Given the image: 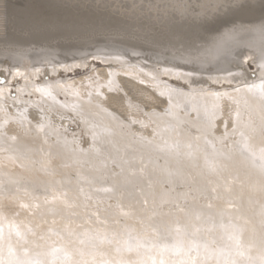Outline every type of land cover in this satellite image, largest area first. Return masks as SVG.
Instances as JSON below:
<instances>
[{
	"label": "rangeland",
	"instance_id": "obj_1",
	"mask_svg": "<svg viewBox=\"0 0 264 264\" xmlns=\"http://www.w3.org/2000/svg\"><path fill=\"white\" fill-rule=\"evenodd\" d=\"M74 1V0H71ZM86 1H92L95 5L97 6H101V5H105V4H111L112 8H115V10H117L120 13H125L129 14V13H133L138 15L139 12L141 11V13L143 12H147V9H151L154 8L155 6H158L157 9L158 10H162L164 9L165 5H168L167 7H170V5H174V4H185V5H191L194 6L195 8L197 7V5H202L205 2H207V0H135L133 2V0H86ZM110 1V2H109ZM123 1L125 3H123ZM138 1H140L138 3ZM183 1V2H182ZM21 2H23L22 0H18L19 5H21ZM138 4H137V3ZM149 2V3H148ZM155 4H153V3ZM166 2V3H165ZM117 3V4H116ZM152 3V4H151ZM116 4V5H115ZM138 7H136V5ZM145 4H147L145 6ZM152 6H150V5ZM163 4V5H162ZM133 5V8H131ZM154 5V6H153ZM114 6V7H113ZM120 6V7H119ZM147 7V8H145ZM160 7V8H159ZM119 10H118V9ZM131 8V9H130ZM135 8V9H134ZM172 8V6H171ZM198 8V7H197ZM137 9V10H136ZM121 10V11H120ZM131 10V11H130ZM139 11V12H138ZM149 11V10H148ZM149 14L153 15V12H151V10L149 11ZM132 17V16H131ZM222 25H216V28L214 30H211L210 33H215L218 36H221V33L225 32L223 30V26L226 25L227 29L228 27H232L233 25L236 26V28H239V31H241V33H238L239 31H236L234 34V36L238 37V35L241 36V34L244 33V35H248V30L244 29L245 25L247 27V25H251L254 24V19H250V20H240V19H232L229 16H225L222 18ZM245 24V25H244ZM210 25V23H209ZM238 25V26H237ZM249 25V26H250ZM240 26V27H239ZM241 26H243L241 28ZM247 32H244V31ZM252 29L250 30V32L252 33ZM245 36V40L244 42L243 39L242 41H239V48H243V46H245L244 52L239 54L238 57L240 59V61H246L247 58H244L245 53H252V57L254 62H250L249 63V69L247 70V72L250 74V72L254 75H251L252 78H254L256 75H258L257 73L260 72V68L256 67V60L258 59L257 57L259 56V53L257 50L259 49H255L253 47H255V41H253L251 39V37ZM248 37V38H247ZM250 39V40H249ZM247 40V41H246ZM247 43V44H246ZM32 46H31V45ZM254 44V45H253ZM24 46L22 47H16L17 50H14L12 47H8V48H4V50H11V51H21L22 48V52H27V51H31L33 53H29L28 57L27 55H22V54H16L15 56L12 55L10 58H1L0 56V86L4 85L5 83H8L10 85L9 88V92H7L6 95H2L0 96V100L3 102V104H0V110L2 111V113L5 115L2 117V120H7L8 123L5 126V128L3 130L2 133H4L3 135L0 136V150H2L0 152L1 153H10L11 156H14V159H18L16 160L17 162H19L18 165V169L20 168V170H22L23 172V176L20 177H14L9 179L8 176L5 173L1 174L2 176H5L4 179V183H2V186L4 189H0L1 192L0 193H4V195H8V191H9V195H15V196H19V197H23L26 198L27 200L30 201V203L33 204H39L38 201H43L45 198V193L46 190L50 193H52L54 191V193L56 192L57 195L62 193H66L67 194V198L73 205L72 208H65L61 203L60 206L62 209H60V211L62 212H56L54 214V218L56 219L55 222H53V218L52 216L49 217H44L42 215H37V219H35L34 221L36 223L39 224V228L43 229L40 233H41V240H44L45 242H48L51 238V240H57L58 242H61L60 244L54 246L57 248V250H59V252H62L61 255H57V256H51L52 258L48 257V264H71V261H76L75 258L71 257V261L69 260V257L65 255L66 252L65 248H63V244L64 241H66L67 239H69V236L63 232L64 231V227H62L61 224H56L59 223L60 221L64 223L67 222L69 225H74L76 227H78L81 230H90V234H93V232H100L101 233H106L109 236H111L113 233L116 234V237H118L117 239L119 240H125L128 239V234L125 231L126 227L132 228L134 229V231L131 232V236L133 238V240L135 241V239H140L142 242L149 244V248H151L149 252L150 256H157L159 258H161L162 260H165V262L170 263V264H180L179 261V257L180 258H184L183 262H185V264H188L187 262H189V258H195L197 261V264H200L198 262H201L203 259V255H204V245L208 246L209 250H215V253L218 252V255H214L213 257H211L206 264H215V261L218 260H223V261H231L232 259L237 261V264H259V261H255L254 258H252V256L248 255L247 252L243 249V246L240 248V251H242L244 253L243 256H239L237 255V251L235 249V247L232 245V243L230 241H225L226 238L228 237L227 234L225 233V231H223L224 226L223 224H225L226 222L228 223V219L226 217H221V215H219V211L216 209V204L219 203L221 208H230L226 202V199L224 198V193L222 194V191L219 187H217V181H216V177L213 174H210L208 172V169L205 166V163L203 164L202 160L197 159L201 154H203L206 147L209 148L208 151H206L205 153L208 152L209 154V158H211L212 154H213V149L211 148L210 145L205 143V139L204 137L206 136L208 141H211L212 144H214L216 146V150H221L223 148V145L220 142V138H224V145H226L228 147V149H231V156H232V161L235 163L231 166H234L232 168L229 167L230 172L234 175L235 173V168H239L242 169L244 167L243 162L238 160L235 161V159L237 158V156L240 155L239 151L237 150L236 146V142L239 141L241 138L239 136V134L236 135H231V126L228 129V134L225 138V131H224V125L223 123H221L220 119H217L214 121L215 123V127L211 129V131L208 130V125L206 126V124L203 126L202 125V121H206V119H204V117H202L201 115H204L205 111H203L202 109L198 108V105H194V107L190 108V107H184L181 106L182 103H187L190 104V101L186 100V98L183 97H173V102H168V98H167V91L164 89H158V84L160 82L163 83H170L171 85H175L179 88H182L181 90H183V92H191L193 91V89H197V88H208L211 86V88H217V89H231L233 87H235L236 83H231L228 81H217L216 84H199L198 86L192 83H188V81H184L183 79H180L179 75H172L173 72L176 71V69H184L187 70L188 72H192V73H201V74H209L211 76L210 73H212L213 70H215L216 68L212 65L209 67H202V66H197V65H188V64H183L184 67H177L176 64H171L167 61H162L159 59V56L155 54L151 55L150 53H146L147 55H145V53H135V52H129L124 50L123 48L126 47V49L132 48L130 47V45H126L125 43L119 42L115 39H105V38H95L91 41H89L88 43H83V44H71V45H55V44H49L47 47L48 49L45 50L46 47H44V44L38 43V42H25L23 44ZM111 45V46H110ZM116 45V46H115ZM233 45V44H231ZM30 46V48H29ZM35 46V47H34ZM36 46H39V48H37ZM112 46H114L115 48H113ZM122 46V49H119V47ZM28 49H24V48ZM44 50H43V49ZM51 48V49H50ZM118 48V49H116ZM142 48V47H141ZM233 48V47H232ZM246 48V49H245ZM249 48V51H247V49ZM42 49V50H41ZM124 50V52H123ZM254 50V51H253ZM82 51V52H81ZM141 51H146L144 48L141 49ZM246 51V52H245ZM60 52V53H59ZM124 54L125 56L122 58L121 55H119V53ZM152 52V51H151ZM256 52V53H255ZM131 54V55H130ZM132 56V57H130ZM104 57V58H103ZM134 57V58H133ZM121 58V59H120ZM128 58V59H127ZM160 61H159V60ZM31 60V61H30ZM37 60V61H36ZM147 60V61H146ZM152 60V61H151ZM16 61V62H15ZM73 61V62H71ZM119 61V62H118ZM237 61L233 63V67H237L236 65H239ZM65 62V63H64ZM74 62H76L78 65L74 68L72 67V69H69L68 72H64L62 71L60 73L59 76H57L56 74H54V76H44L41 75L40 78L38 77H33L32 80H30L29 78H24L23 77H18L16 79H11V82L9 79H7V74H15L16 72V67H25L28 72L31 73L32 68L34 67H58L63 65H68V66H74ZM86 62H91L90 64H87ZM24 65H23V64ZM27 63V64H26ZM69 63V64H68ZM81 63V64H80ZM86 63V64H85ZM151 63V64H150ZM169 63V64H168ZM32 64V65H31ZM54 64V66H53ZM156 64V65H155ZM52 65V66H51ZM56 65V66H55ZM148 65V66H147ZM152 65V66H151ZM169 65V66H168ZM171 65V66H170ZM176 65V66H175ZM179 65V64H178ZM181 65V64H180ZM232 65V64H231ZM230 65V66H231ZM165 66V67H164ZM173 66V68H172ZM42 67V68H43ZM143 67V68H142ZM154 67V68H152ZM177 67V68H176ZM232 67V66H231ZM9 68V70H8ZM100 68H107V69H114L117 71V73L113 72V73H108L107 77L102 78L101 76L103 75H98V73H96L97 69ZM175 68V69H174ZM201 68V69H200ZM206 68V69H205ZM6 69V70H5ZM118 69V70H117ZM149 69V70H148ZM163 69V70H162ZM199 69V70H198ZM95 70V71H94ZM129 70V71H128ZM134 70V71H133ZM142 70V71H141ZM152 70V71H150ZM167 70V71H166ZM205 70V71H202ZM264 70V68L262 69ZM6 71V72H5ZM125 71V72H123ZM150 71V72H149ZM201 71V72H199ZM210 71V72H208ZM5 72V73H4ZM121 74H120V73ZM127 72V73H126ZM155 72V73H154ZM157 72V73H156ZM161 72V74H160ZM178 72V70L176 71ZM207 72V73H206ZM93 73V74H92ZM97 75H95V74ZM119 73V74H118ZM142 73V74H141ZM206 73V74H205ZM114 74V75H112ZM124 74V75H123ZM127 74H130L129 76ZM138 74V76L136 75ZM140 74V75H139ZM5 75V76H4ZM93 76L92 78H94L95 80V84L90 85L88 82L84 83V85H80V87H84L83 91L81 93L84 94H79L78 92H74V93H70L64 90H60V89H56V97H48L49 95H41V93H39L38 91H33V89H31L32 87L30 86L33 83H40L41 85H55L56 84V79L58 77H61L62 79H70V80H74L76 78L79 77H83V76H88L89 79H91L90 77ZM95 75V76H94ZM110 75V76H109ZM118 75H121V77L119 78ZM161 75V76H160ZM57 76V77H56ZM113 76V78H112ZM117 76V77H116ZM135 76V78H134ZM142 76V77H140ZM157 78H156V77ZM171 76V77H170ZM6 77V78H5ZM54 77V78H51ZM97 77V78H96ZM99 77V78H98ZM110 77V78H109ZM132 77V78H131ZM151 77V79H150ZM153 77V78H152ZM175 77V78H174ZM258 77V76H257ZM260 77V75H259ZM51 78V80H50ZM106 79L108 78L106 81H104L103 83H101L100 81L102 79ZM119 78V80L117 79ZM139 81H138V79ZM144 78H146V80L144 81ZM149 78V79H148ZM23 79V80H22ZM27 79V80H26ZM49 79V80H48ZM54 79V82H53ZM135 79V80H134ZM153 79V80H152ZM175 79V80H174ZM200 79V80H199ZM127 80V81H125ZM137 80V81H136ZM149 80V81H148ZM155 80V81H154ZM159 80V82H158ZM161 80V81H160ZM29 81V82H28ZM37 81V82H36ZM44 81V82H43ZM46 81V82H45ZM48 81V82H47ZM51 81V82H50ZM98 81V82H97ZM140 81H144V82H140ZM147 81V82H146ZM199 82H208L210 81V79H206V78H198ZM110 82V84H109ZM120 82V83H119ZM25 85H22L24 84ZM29 83V84H28ZM47 83V84H44ZM54 83V84H53ZM149 83V85L147 84ZM152 83V85H151ZM104 84V85H103ZM109 84V85H108ZM145 84V85H144ZM187 84V85H186ZM100 85V86H99ZM114 85V86H113ZM119 87H118V86ZM86 86V89H85ZM89 86V87H88ZM102 86V88H101ZM106 86V87H105ZM126 86V87H125ZM148 86V87H147ZM108 87V89H107ZM115 87V89H114ZM150 87V88H149ZM153 87V89H152ZM19 88H23L25 89V91L23 93H21L19 95L18 89ZM89 88V90H88ZM92 88V89H91ZM100 88V89H99ZM110 88V89H109ZM103 89V90H102ZM119 89V90H118ZM156 89V91H155ZM29 90V91H28ZM59 90V92H58ZM125 90V91H124ZM154 91V92H151ZM159 90V91H157ZM162 90V91H161ZM190 90V91H189ZM28 91V92H27ZM32 91V92H31ZM99 91V95L101 92V95L99 96L97 94V92ZM111 91V92H109ZM113 91V92H112ZM89 94H88V93ZM105 92V93H104ZM122 92V93H121ZM167 92V93H166ZM30 93V94H29ZM61 93V94H60ZM87 93V94H86ZM93 93V94H92ZM104 93V94H103ZM148 93V94H147ZM161 93H164L165 95H161ZM33 94V95H32ZM66 94V95H65ZM73 94V95H72ZM86 94V95H85ZM92 94V95H91ZM105 94L108 96H111L112 98H114V100H108L107 96L105 97ZM147 94V96L145 95ZM157 94V95H156ZM12 95V96H11ZM61 95V96H60ZM96 95V96H94ZM98 95V97H97ZM160 95V96H158ZM22 96V97H21ZM42 96V97H41ZM60 96V97H59ZM68 96V97H67ZM70 96V97H69ZM91 96V97H90ZM102 96V98H101ZM146 96V97H145ZM150 96H152L151 99ZM66 99H65V98ZM72 97V98H71ZM94 97V98H93ZM100 97V98H99ZM104 97V99H103ZM149 97V98H148ZM162 97V98H161ZM164 97V98H163ZM19 98V99H18ZM27 100V101H24ZM45 98V99H44ZM89 98V99H88ZM121 100H120V99ZM149 100H148V99ZM4 99V100H3ZM18 101H16V100ZM41 99V100H40ZM65 99V100H64ZM71 99V100H69ZM87 99V100H86ZM91 99V100H90ZM107 99V100H105ZM179 99V100H178ZM29 100V101H28ZM32 100V101H30ZM40 100V101H38ZM43 100V101H42ZM58 100V101H57ZM60 100V101H59ZM62 100V101H61ZM94 100V101H92ZM102 100V101H99ZM176 100V101H175ZM11 103H10V102ZM42 101V102H41ZM51 101V102H50ZM67 101V102H66ZM73 101V102H70ZM100 103H98V102ZM155 101V102H154ZM180 102L179 104H177L176 102ZM6 102V103H5ZM14 104H13V103ZM26 102V103H25ZM62 102V103H61ZM163 102V103H161ZM28 103V104H27ZM49 103V104H48ZM53 103V104H52ZM95 103V104H94ZM9 104V105H8ZM32 104V105H30ZM35 104V105H34ZM41 104V105H40ZM61 104V105H59ZM74 106H73V105ZM174 104V105H172ZM198 104V103H197ZM70 105V106H69ZM138 107L136 109V106ZM171 105V107H170ZM228 104H226L227 106ZM6 106H8L9 108H6ZM31 106V108H30ZM49 106L51 108H49ZM61 106V107H60ZM97 106V107H96ZM104 110H102V109ZM107 106V107H106ZM109 106V107H108ZM117 108H116V107ZM146 106V107H145ZM160 106V107H159ZM229 106V107H228ZM225 108V112L224 114H226L227 116L223 115V119H228V113L231 112L233 114V109H232V105H228ZM13 107V108H12ZM37 107V108H35ZM40 107V108H39ZM96 107V108H95ZM154 109H153V108ZM165 109H169L168 113H165V109L163 110L162 108ZM171 109H170V108ZM176 107V108H175ZM181 107V108H180ZM3 108V109H2ZM15 108V110H14ZM28 108V109H27ZM43 108V110H42ZM55 108V109H54ZM71 108V109H70ZM84 108V109H83ZM136 109V110H133ZM161 108V110L159 109ZM175 108V109H174ZM230 108V109H229ZM51 109V110H50ZM68 109V111H67ZM88 109V110H87ZM90 109V110H89ZM180 109V110H179ZM192 109V111H191ZM232 109V110H231ZM8 113H6L5 111ZM64 110V111H63ZM73 110V111H72ZM96 110V111H95ZM106 110V112H105ZM109 110H113L112 112ZM132 110V111H131ZM142 113H141V111ZM153 110V111H152ZM179 110V112H178ZM228 110V111H227ZM18 111V112H16ZM34 111V114L31 116L32 112ZM51 111V112H50ZM53 111V112H52ZM59 111V112H58ZM61 111V112H60ZM93 111V112H92ZM99 111V113H98ZM109 111V113H108ZM153 114H152V112ZM159 113H157V112ZM181 111V113H180ZM185 111V112H184ZM197 111V112H195ZM28 112V113H27ZM46 112V113H44ZM64 112V113H62ZM74 112V115H73ZM79 112V114L77 113ZM114 112V113H113ZM124 112V113H123ZM128 112V114H127ZM133 112V113H132ZM138 112V114H137ZM183 112V113H182ZM192 112V113H190ZM1 113V114H2ZM40 113V114H39ZM84 113V114H83ZM94 113V114H93ZM141 113V115L139 114ZM166 114V117L164 114ZM172 113V115H171ZM174 113V114H173ZM196 113H201L199 116H196ZM15 114V115H14ZM20 114V115H19ZM26 114V116H25ZM51 114V115H50ZM58 114V115H56ZM82 114V116H81ZM99 114V116H98ZM103 114V115H102ZM110 114V115H109ZM113 114V115H111ZM145 114V115H144ZM148 114V115H147ZM168 114V115H167ZM186 114V115H185ZM12 115V116H11ZM18 115V116H17ZM50 115V116H49ZM62 115V116H61ZM64 115V116H63ZM78 115V116H77ZM89 115V116H88ZM97 115V116H96ZM101 115V116H100ZM105 115V116H104ZM134 117H132V116ZM140 115V116H139ZM142 115H144L142 117ZM160 115V116H159ZM175 115V116H174ZM17 116V117H16ZM48 116V117H47ZM56 116V117H55ZM67 116V117H66ZM76 116V117H75ZM113 116V117H112ZM130 116V117H129ZM140 118H139V117ZM171 116V117H170ZM190 116H193V118H190ZM16 117V119L14 118ZM64 117V118H63ZM78 117V119H77ZM85 117V118H84ZM88 119H87V118ZM101 117V118H100ZM150 117V118H149ZM175 117V118H174ZM197 117V118H196ZM1 118V117H0ZM18 118V119H17ZM27 118V119H26ZM35 118V119H34ZM61 118V119H60ZM73 118V119H71ZM81 118V119H80ZM96 118V119H95ZM117 118V120H116ZM132 118V119H130ZM143 118V119H141ZM195 118V119H194ZM47 119V120H45ZM108 119V120H107ZM114 119V120H113ZM130 119V121L128 120ZM145 119V120H144ZM148 119V120H147ZM153 121H151V120ZM173 119V120H172ZM182 119V120H181ZM199 119V120H198ZM202 119V120H201ZM0 120V121H2ZM17 122H16V121ZM21 120V121H20ZM62 120V121H61ZM70 120V121H69ZM81 120V121H80ZM94 120V121H92ZM96 120V121H95ZM116 120V121H115ZM119 120V121H118ZM160 120V121H159ZM162 120V121H161ZM20 121V122H19ZM32 121V122H31ZM45 121H47L48 124H50V129L49 127L45 128L46 130H44L43 132H40V139L42 140V145H37L35 147H32L30 149V147L28 148L29 150H26V147H21L19 149V151L16 149H13L11 146L12 144L14 145L16 143V140L13 141L9 138L12 136H16V134L21 132H25V130H28L29 128H33L34 125L40 124V123H44ZM57 121L59 123V125L57 124ZM65 121V122H63ZM77 121V122H76ZM87 121V123H86ZM90 121V122H89ZM92 121V122H91ZM98 121V122H97ZM108 121V122H107ZM134 121V122H133ZM145 121V122H143ZM147 121L149 122L147 124ZM159 121V122H158ZM165 121V123H164ZM169 121V122H168ZM196 123H195V122ZM198 121H200L198 123ZM30 122V123H29ZM51 122V123H50ZM74 122V123H73ZM120 124H118V123ZM126 122V123H125ZM131 122V123H130ZM137 122V123H135ZM13 124L16 127V130H10L9 129V125ZM17 123V124H16ZM105 123V124H104ZM139 123V124H138ZM162 123V125L160 124ZM172 123V124H171ZM179 125H177V124ZM184 123H186V125H183ZM206 123L208 124V120L206 121ZM57 124V125H55ZM78 124V125H77ZM92 126H91V125ZM145 124V125H144ZM165 124V127H164ZM22 125V127H20ZM64 125V126H63ZM80 125V126H79ZM97 127H96V126ZM107 125V126H106ZM117 125V126H116ZM141 125V127H140ZM198 125V126H197ZM8 126V127H7ZM53 128H52V127ZM61 129H59L60 127ZM89 126V128H88ZM94 126V127H93ZM102 126V127H101ZM119 126V127H118ZM130 126V127H129ZM143 126V127H142ZM174 127L176 129L175 132H162L161 130L164 129H168L169 127ZM182 126V128H181ZM185 126V127H184ZM190 126V127H189ZM191 126L193 128H191ZM29 127V128H28ZM58 127V128H57ZM85 127V128H84ZM150 127V128H149ZM189 129H188V128ZM25 130H22V129ZM69 128V129H68ZM95 128V130L93 129ZM98 130H97V129ZM111 128V129H110ZM119 128V129H118ZM134 128V129H133ZM140 128V129H139ZM144 128V129H143ZM146 128V130H145ZM158 128V129H157ZM160 128V130H159ZM162 128V129H161ZM185 128V129H184ZM222 128V129H221ZM257 129V133L252 134L251 139H253L255 136H257L260 140L264 137L259 136L258 134V129L257 127H255ZM20 129V130H17ZM59 129V130H58ZM65 129V130H64ZM67 129V130H66ZM79 129V130H78ZM90 129V130H89ZM92 129V130H91ZM113 129V130H112ZM143 129V130H142ZM149 129V130H147ZM153 129V130H152ZM183 129V130H182ZM196 129H200L201 132L204 133L203 136L200 137V141H196V143L199 144V149L198 151H196L194 153V156L192 158H185V156L181 155V156H176L174 153L172 152H165V151H160L159 149H157V146H161L163 145L165 142H168L167 144H173L176 141H179L181 145L185 144L186 142H190V137L192 136H199L200 132H196ZM81 130V131H80ZM85 130V131H84ZM101 130V131H100ZM122 130V131H121ZM134 130V131H133ZM141 130V131H140ZM145 130V131H144ZM182 130V131H181ZM185 130V131H184ZM7 131V132H5ZM18 131V132H16ZM50 131V132H49ZM89 131V132H88ZM96 131V132H95ZM100 133H99V132ZM104 131V132H103ZM159 131V132H157ZM13 132V133H12ZM29 132V131H27ZM64 132V133H63ZM76 132V133H75ZM102 132V133H101ZM123 134H122V133ZM126 132V133H125ZM162 132V134H160ZM11 133V134H10ZM33 135H37L36 132L32 131ZM83 133V134H82ZM92 133V134H91ZM95 133V134H94ZM130 133V134H129ZM156 133V134H155ZM159 133V134H158ZM194 135H193V134ZM7 134V135H6ZM13 134V135H12ZM68 134V135H67ZM81 136L79 137L78 135ZM99 134V135H98ZM125 134V135H124ZM151 134V135H150ZM182 134V135H181ZM209 134V135H208ZM9 135V136H8ZM73 135V136H72ZM95 135V136H94ZM127 135V136H126ZM135 135V136H134ZM138 135V136H137ZM148 135H149V139H148ZM155 135V136H154ZM163 135V136H162ZM179 135V136H178ZM94 136V137H93ZM100 136V137H99ZM124 136V137H123ZM131 136V137H130ZM140 136V137H139ZM147 136V138H146ZM158 136V137H156ZM173 136V137H172ZM182 136V138H180ZM184 136V137H183ZM4 137V138H3ZM66 137V138H65ZM86 137V138H84ZM93 137V138H92ZM142 137V138H141ZM151 137V138H150ZM169 137V138H168ZM212 137V138H211ZM256 137V138H257ZM261 137V138H260ZM2 138V139H1ZM6 138V139H5ZM9 138V139H8ZM53 138V139H52ZM68 138V139H67ZM71 138V140L69 139ZM88 138V140H87ZM125 138V139H124ZM133 140H132V139ZM157 138V139H156ZM160 138V139H159ZM165 138V139H164ZM177 138V139H175ZM214 138V139H213ZM62 139V140H61ZM72 139H74V141H72ZM90 139V140H89ZM123 139V141H122ZM129 139V140H128ZM154 139V140H153ZM163 139V140H162ZM184 139V140H183ZM189 139V140H188ZM213 139V140H212ZM10 140V141H9ZM70 140V141H69ZM93 140V141H92ZM101 140V141H100ZM127 144L126 143V141ZM139 140V141H138ZM143 141L140 146L139 143ZM146 140V141H145ZM151 140V141H150ZM171 140V141H170ZM186 140V142H185ZM235 140V141H234ZM58 141V143H57ZM60 141V142H59ZM72 141V142H71ZM78 141V142H77ZM125 141V142H124ZM136 141V143H135ZM184 143H183V142ZM6 142V143H5ZM71 142V143H69ZM75 142V143H73ZM92 142V143H91ZM134 142V143H133ZM139 142V143H138ZM146 142V143H145ZM161 142V143H160ZM182 142V143H181ZM226 142V143H225ZM73 143V144H72ZM78 143V144H77ZM91 143V144H90ZM97 143V144H96ZM101 143V144H100ZM131 143V144H130ZM11 145L10 148L7 145ZM63 144V145H62ZM66 144V145H65ZM100 144V145H99ZM127 144V146H126ZM134 144V145H133ZM152 144V145H151ZM169 144V145H170ZM230 144V145H229ZM61 145V146H60ZM97 145V146H96ZM98 145L100 146L98 148ZM136 145V146H135ZM138 145V146H137ZM154 145V146H153ZM3 146V148L1 147ZM62 148L64 146V148H62L63 153L59 154L58 149L59 147ZM69 146V147H68ZM74 146V147H73ZM114 146V148H113ZM121 146V147H120ZM201 146V147H200ZM56 147V148H55ZM68 147V148H67ZM81 147V148H80ZM123 147H127V148H123ZM137 147V148H136ZM140 147V149H139ZM144 147V148H143ZM220 147V148H219ZM7 148V151H6ZM24 148V149H23ZM46 150H45V149ZM69 148H71L69 150ZM75 148V149H73ZM77 148V150H76ZM86 148V149H85ZM94 148V149H93ZM130 148V151H129ZM133 148V149H132ZM135 148V149H134ZM144 150H143V149ZM146 148V149H145ZM150 148V149H149ZM9 149V150H8ZM81 149V150H80ZM96 149V151H95ZM122 149H127V150H122ZM139 149V150H138ZM142 149V150H141ZM153 149V150H152ZM201 149V150H200ZM236 149V150H235ZM36 150V152H35ZM42 150V152H41ZM45 150V151H44ZM65 150V151H64ZM84 150V151H83ZM91 150V151H90ZM101 150H105L104 152ZM114 150V151H113ZM132 150V151H131ZM137 150V151H136ZM141 150V151H140ZM147 150V151H146ZM150 150V151H149ZM233 150V151H232ZM17 151V153H15ZM21 151V152H20ZM28 151V152H27ZM44 151V153H43ZM68 151V152H67ZM99 151V152H98ZM113 151V152H112ZM127 153V155L124 154ZM136 151V152H135ZM149 151V152H148ZM187 151L184 148H181V152H185ZM14 152V153H13ZM35 152V153H34ZM41 152V153H40ZM57 152V154H56ZM71 152H73L72 154H70ZM85 152V154L83 153ZM98 152V153H97ZM111 152V153H110ZM115 152V153H114ZM131 152L132 158L133 160L130 159L131 157ZM135 152V154H134ZM152 152V153H150ZM155 152V153H154ZM200 152V153H199ZM19 153V154H18ZM27 153V154H26ZM30 156H29V154ZM68 153V154H67ZM76 153V155H75ZM88 153V154H87ZM97 153V154H96ZM129 153V154H128ZM146 153V154H145ZM150 153V154H149ZM158 153V154H156ZM167 153V156H166ZM19 156H18V155ZM45 154V155H44ZM50 154V155H49ZM64 154V155H63ZM102 156H101V155ZM104 154V155H103ZM106 154V155H105ZM121 154V155H120ZM124 154V155H123ZM139 156H138V155ZM140 154L141 157L140 158ZM149 156H148V155ZM162 154V155H161ZM169 154V156H168ZM173 154V155H172ZM207 154V156H208ZM237 156H236V155ZM28 155V157H27ZM36 155V156H35ZM55 155V156H53ZM92 155V156H91ZM114 155V156H113ZM137 155V157L135 156ZM148 157H147V156ZM235 155V156H234ZM18 156V157H17ZM23 156V158H22ZM26 156V157H24ZM49 156V157H47ZM52 156V157H51ZM62 156V157H61ZM69 156V158H68ZM77 156V157H74ZM80 156L79 159H77ZM90 156V157H88ZM95 156L97 158H95ZM100 156V157H99ZM112 159H111V157ZM126 156V157H125ZM152 156V157H151ZM159 156V157H158ZM166 158H165V157ZM172 156V157H171ZM30 157V158H29ZM42 157V158H41ZM83 157V159H81ZM86 157V158H85ZM116 157V158H115ZM164 157V158H163ZM178 157V158H177ZM183 157V160H182ZM34 158V159H33ZM38 158V159H37ZM41 158V159H40ZM47 158V159H46ZM57 158V159H56ZM63 158L65 160H63ZM67 158V159H66ZM71 158V159H70ZM88 158V159H87ZM95 158V159H94ZM102 159L100 161V159ZM117 158L118 161H117ZM128 158V159H127ZM140 158V160H139ZM145 158V159H144ZM155 158V160H154ZM195 158V159H194ZM56 159V160H54ZM87 159V160H86ZM97 159V160H96ZM99 159V160H98ZM144 159V160H143ZM151 159V160H150ZM171 159V160H170ZM177 159V160H175ZM190 159V160H189ZM197 159V161H196ZM27 160V162H26ZM30 160V161H29ZM49 160V161H48ZM60 160V161H59ZM76 160V161H75ZM78 160V161H77ZM80 160V161H79ZM90 160V161H89ZM94 160V161H93ZM112 160V161H111ZM122 160V161H121ZM150 160V163H149ZM189 160V162H188ZM192 160V161H191ZM237 160V159H236ZM22 161V162H21ZM25 161V162H24ZM33 161V163H32ZM37 161V162H36ZM41 161V162H40ZM47 161V162H46ZM64 161V163H63ZM68 161V162H67ZM70 161V163H69ZM72 161V162H71ZM83 163H82V162ZM86 163H85V162ZM104 161V162H103ZM111 161V162H110ZM121 161V162H120ZM147 161V163H146ZM158 161V162H157ZM183 161V162H182ZM185 161V162H184ZM196 161V162H195ZM201 161V163L199 162ZM80 162V163H79ZM97 162V163H96ZM102 162V163H101ZM145 162V163H143ZM152 162V163H151ZM191 162V163H190ZM240 162V164H239ZM30 166H29V164ZM79 163V165H78ZM82 163V164H81ZM88 163V164H87ZM90 163V164H89ZM101 163V164H100ZM105 163V165L103 164ZM167 163V164H166ZM179 163H180V169H179ZM182 163V164H181ZM189 163V164H188ZM195 163V164H194ZM242 163V165H241ZM32 164V165H31ZM36 164V165H35ZM38 164V165H37ZM44 164V165H43ZM71 164V165H70ZM112 164V165H111ZM140 164H144L143 166ZM151 164L148 166L147 165ZM153 164V165H152ZM162 166H160V165ZM171 164V165H170ZM191 164V166H190ZM199 164V165H198ZM25 165V166H24ZM46 165V166H45ZM48 165V166H47ZM69 165V166H68ZM74 165V166H73ZM76 165V167H75ZM89 165V166H88ZM103 165V166H102ZM109 165V166H108ZM111 165V166H110ZM186 165V166H185ZM241 165V166H240ZM34 166V167H33ZM39 166V167H38ZM42 166V168H41ZM55 166V167H54ZM63 168H62V167ZM72 166V167H71ZM82 166V167H81ZM84 166V167H83ZM96 166V167H95ZM108 166V167H107ZM133 166V167H132ZM136 166V167H135ZM142 166V167H141ZM153 168H151V167ZM160 166V167H158ZM169 168H168V167ZM185 166V168H184ZM202 166V167H201ZM27 167V168H25ZM61 167V170H60ZM70 167L72 170H70ZM80 167V169H79ZM91 167V168H89ZM164 167V168H163ZM172 167V168H171ZM187 167V168H186ZM23 168V169H22ZM95 171H94V169ZM134 168V169H133ZM137 170H136V169ZM144 168V169H143ZM146 168V169H145ZM32 169V170H31ZM40 169V171H39ZM77 169V170H76ZM80 171H79V170ZM82 169V170H81ZM85 169V171H83ZM143 169V170H141ZM150 169V170H149ZM156 169V170H155ZM165 170L166 172L164 173L163 171ZM172 169V171H171ZM42 170V171H41ZM55 170V171H53ZM60 170V171H59ZM74 170H76V172H73ZM93 170V172H92ZM135 170V171H134ZM145 170V171H144ZM147 170V171H146ZM153 170V171H151ZM158 170V171H157ZM177 170V171H176ZM26 171V172H25ZM49 173H48V172ZM53 171V172H52ZM58 171V172H57ZM65 174H64V172ZM71 171V172H70ZM87 171V172H86ZM100 171V172H99ZM139 171V172H138ZM149 171H150V176H149ZM161 171V173H160ZM169 171V172H167ZM180 173H179V172ZM37 172V173H36ZM52 172V173H51ZM60 172V173H59ZM63 172V173H61ZM68 172V173H67ZM79 172V173H78ZM81 172V173H80ZM132 174H131V173ZM137 174H136V173ZM171 172V173H170ZM243 172L246 173V169L245 167L243 168ZM30 173V175H29ZM32 173H36V176H32ZM48 173V174H46ZM51 173V174H50ZM57 173V174H55ZM75 175H74V174ZM78 173V174H77ZM86 173V174H84ZM89 173V174H88ZM95 173V174H94ZM103 175H102V174ZM130 173V174H128ZM146 173V174H145ZM174 173V174H173ZM176 173V174H175ZM45 176H44V175ZM64 174V176H63ZM69 174V175H67ZM73 174V175H72ZM89 176H88V175ZM93 174V176H92ZM100 174V175H99ZM113 174V176L111 175ZM118 174V175H117ZM126 174V175H125ZM128 174V176H127ZM139 174V175H138ZM161 174V175H160ZM165 174H167L165 176ZM173 174V176H172ZM29 175V176H28ZM40 175V176H39ZM42 175V176H41ZM61 175V176H60ZM82 175V176H81ZM85 175V178H84ZM91 175V176H90ZM134 175V176H133ZM144 177H143V176ZM147 175V176H146ZM178 175V176H177ZM39 176V177H38ZM44 176V177H43ZM67 178H66V177ZM75 176V177H74ZM97 176V178H96ZM100 176V178H99ZM101 176L102 179H101ZM119 176V177H118ZM139 176V177H138ZM163 176V177H162ZM7 177V178H6ZM25 177V178H24ZM30 177V178H29ZM34 177V178H33ZM36 177V178H35ZM55 177V179H54ZM73 177V178H72ZM77 177V178H76ZM89 179H87V178ZM95 177V179H94ZM121 177V178H120ZM133 177V178H132ZM136 177V179H135ZM158 177V178H157ZM161 177V178H160ZM24 178V179H23ZM38 178L40 179L38 181ZM41 178L43 180H41ZM66 178V179H65ZM82 178V179H81ZM84 178V179H83ZM144 178V179H143ZM147 178V179H146ZM151 178V179H150ZM7 179V180H6ZM14 179V180H13ZM28 179V180H26ZM48 179V180H47ZM58 179V180H57ZM87 179V180H85ZM93 179V180H92ZM138 179L140 180V182L138 181ZM142 179V180H141ZM155 179V180H153ZM159 179L161 181H159ZM191 179V180H190ZM21 180H23V182H20ZM36 180V181H35ZM56 180V181H55ZM61 180V181H60ZM91 180V182H90ZM118 180V181H117ZM146 180V181H145ZM149 182H148V181ZM151 180V181H150ZM173 180V181H172ZM9 181V182H8ZM16 181V182H15ZM35 181V182H34ZM53 181V182H52ZM95 181V182H94ZM137 181V182H136ZM142 181V182H141ZM154 181V183L152 182ZM158 181V182H157ZM169 181V182H168ZM7 182V183H6ZM18 182V183H17ZM33 182V184H32ZM47 182V183H45ZM63 182V184L61 183ZM80 182V183H79ZM99 182V183H98ZM147 182V183H146ZM157 182V183H156ZM237 182V183H236ZM235 183H233L231 185V198L234 201V204L237 208H235L236 210H242L244 208L243 205H239L237 204V194L235 191V186H237L238 184H240L238 181H236ZM22 183V184H21ZM28 183V184H27ZM37 185H36V184ZM84 183V184H83ZM126 183V184H125ZM148 183H153V184H149ZM160 183V185H159ZM18 184V185H17ZM26 184V185H25ZM46 185L45 187L43 186ZM48 184V186H47ZM67 184V185H65ZM82 184V185H81ZM145 184V185H144ZM155 184V185H154ZM162 184V186H161ZM164 184V185H163ZM13 187H12V186ZM17 185V186H16ZM23 185V187H22ZM35 185V187L37 189H35L36 191H33L34 188H32ZM50 185V188H49ZM56 185V186H55ZM58 185V186H57ZM73 185V186H72ZM99 185V186H98ZM149 187H147V186ZM186 185V187L184 186ZM201 185V186H200ZM38 186V187H37ZM71 188H70V187ZM82 186V187H81ZM85 186V187H84ZM88 186V187H87ZM92 186V187H91ZM95 186V187H94ZM105 186V187H104ZM128 186V187H127ZM154 186V188L152 187ZM158 186V187H157ZM167 186V188H166ZM172 186V187H171ZM191 186V187H190ZM204 186V187H203ZM215 187L216 188V200L213 197L212 194H209V187ZM15 187V189H14ZM32 189H31V188ZM57 187V188H56ZM61 187V188H60ZM77 187V188H76ZM94 187V188H93ZM100 187V188H99ZM127 187V188H126ZM133 187V188H132ZM140 187V188H139ZM152 187V188H151ZM157 187V188H156ZM161 187V188H160ZM190 187V188H189ZM197 187V189H196ZM17 188V189H16ZM21 188L26 189V190H21ZM30 191H28V189ZM60 188V189H59ZM63 188V189H62ZM103 188V189H102ZM115 188V189H114ZM169 188V190H167ZM175 188V189H174ZM192 188V189H191ZM82 189V190H81ZM88 189V190H87ZM95 189V190H94ZM100 189V190H99ZM149 189V190H148ZM191 189V190H190ZM4 190V191H2ZM7 190V191H5ZM11 190H16V194L13 193L14 191ZM51 190V191H50ZM69 190L71 191L69 193ZM76 190V191H75ZM78 190V191H77ZM107 190V191H106ZM154 190V191H153ZM177 190V191H176ZM180 190V191H179ZM218 190V191H217ZM20 191V192H19ZM84 191V192H83ZM87 191V192H86ZM102 191V192H101ZM121 191V192H120ZM152 191V192H151ZM163 191V192H162ZM192 191V192H191ZM19 192V193H18ZM37 192V193H36ZM80 192V194H79ZM91 196H90V194ZM94 192V193H93ZM98 192V193H97ZM101 192V193H100ZM104 192V193H103ZM165 192V193H164ZM170 192V193H169ZM184 192V193H182ZM192 195H191V193ZM201 194H200V193ZM233 192H235L234 194H232ZM27 193V195H26ZM40 193V194H38ZM88 193V195H87ZM153 193V194H152ZM205 193V194H203ZM25 194V195H24ZM42 194V195H41ZM81 194L83 195V197L81 196ZM100 194V195H99ZM102 194V195H101ZM124 194V195H122ZM126 194V195H125ZM131 194V195H130ZM136 194V195H135ZM155 194H157L155 196ZM167 194V195H166ZM170 194V195H169ZM208 194V195H207ZM219 194V195H218ZM221 194V195H220ZM37 195H39L37 197ZM97 197L95 198L94 196ZM151 195V196H150ZM154 195V196H153ZM175 195V196H174ZM177 195V196H176ZM185 195V196H184ZM208 197H207V196ZM31 196V197H30ZM34 196V197H33ZM43 196V197H42ZM51 195L48 196V199H50ZM105 196V197H104ZM109 198H108V197ZM115 196V197H114ZM118 196V197H117ZM160 196V197H159ZM162 196V197H161ZM205 196V197H204ZM236 198H235V197ZM36 197V198H35ZM140 197V198H139ZM149 197V198H148ZM198 197H200L198 199ZM204 197V198H203ZM32 198V199H30ZM130 198V199H129ZM136 198V199H135ZM157 198V199H156ZM172 198V199H170ZM180 198V199H179ZM194 198V199H193ZM223 198V199H222ZM79 201H76V200ZM89 199V200H88ZM97 199V200H96ZM106 199V200H105ZM153 199V200H152ZM162 199V200H161ZM165 199V200H164ZM170 199V200H169ZM179 199V200H178ZM213 199V200H212ZM225 199V200H224ZM38 200V201H36ZM51 200V199H50ZM93 200V201H92ZM119 200V201H118ZM132 200V201H131ZM135 200V201H134ZM143 200H147L149 202V204L147 203V205H144L142 203ZM158 200V201H157ZM184 200V202H183ZM209 200V201H208ZM222 200V201H221ZM113 201V202H112ZM115 201V203H114ZM123 201V202H122ZM139 201L141 202V204L139 203ZM161 201V202H160ZM167 201V202H165ZM182 201V203H181ZM189 201V202H188ZM213 202V204L211 205V203ZM75 202V203H74ZM78 204H77V203ZM99 202V203H98ZM106 202V203H105ZM110 202V203H109ZM117 202V203H116ZM138 202V203H137ZM154 202V203H153ZM156 202V203H155ZM163 202V203H162ZM186 202V203H185ZM202 202V203H201ZM109 204V206L106 204ZM124 203V204H123ZM129 203H131L129 206ZM153 203V204H152ZM41 206L39 208H35L36 210L41 209L42 207L46 206L45 204H43L42 202H40ZM39 204V205H40ZM144 206H143V205ZM165 204V205H163ZM181 204V206H180ZM31 205V204H30ZM48 205H53V204H48ZM114 208H113V206ZM142 205V207H141ZM160 205V206H159ZM166 205L167 206L166 208ZM182 205H184L185 207H183ZM77 206V207H76ZM86 206V207H85ZM121 206V208H119ZM156 208H155V207ZM165 208H164V207ZM180 206V207H179ZM207 206V207H206ZM213 208H212V207ZM223 206V207H222ZM240 206V207H239ZM76 207V208H75ZM95 207V208H94ZM99 207V208H98ZM104 210H102L101 209ZM159 207V208H158ZM170 207V208H169ZM191 207V209H190ZM211 207V208H209ZM74 208V209H73ZM82 208V210H81ZM93 208V209H92ZM97 208V209H96ZM106 208V209H105ZM118 208V209H117ZM186 210H185V209ZM189 208V209H188ZM208 208V209H207ZM254 209L253 207H248L247 209H249L250 211H254L252 209ZM80 209V211L78 210ZM85 209V210H84ZM87 209V210H86ZM91 209V210H90ZM123 209V210H122ZM133 209V210H132ZM165 209V210H164ZM170 209V210H169ZM182 209V210H181ZM192 209L194 211H192ZM196 209V210H195ZM36 210H28V214L31 216H33V211ZM84 210V211H83ZM89 210V211H88ZM95 210V211H94ZM110 210V211H109ZM114 210V212H113ZM119 210V212H118ZM130 210V211H128ZM201 210V211H200ZM208 210V211H207ZM212 211V213L209 212ZM215 210V211H214ZM66 211V213H65ZM77 211V212H76ZM93 211V212H92ZM99 211V212H98ZM104 213H103V212ZM110 212L108 214V212ZM129 212L131 213V216L127 219H125L124 217L121 216V212ZM200 211V212H199ZM202 211L204 214H202ZM207 211V212H205ZM42 213L45 212V210H41ZM113 212V213H112ZM118 212V213H117ZM157 214H156V213ZM160 212V213H159ZM184 212V213H183ZM195 212V214H194ZM198 214H197V213ZM37 213V211H36ZM59 213V216H57ZM71 213V215H70ZM79 213V214H78ZM99 213V214H98ZM181 213V215H180ZM191 213V214H189ZM200 213V214H199ZM213 213L215 215H213ZM69 214V215H68ZM73 214V215H72ZM77 214V215H76ZM89 214V216H88ZM103 214V215H102ZM164 214H166L164 216ZM173 216H172V215ZM179 214V215H178ZM188 214V215H186ZM193 214V216H192ZM211 216H208V215ZM66 215V216H63ZM68 215V216H67ZM82 215V216H81ZM160 215V216H159ZM197 215L199 216V219H197ZM202 215V217H201ZM217 215V217H216ZM76 218H75V217ZM93 216V217H92ZM95 216H98V219L96 220ZM111 216V217H109ZM135 216H137L135 218ZM186 218H183V217ZM195 216V217H194ZM204 216V217H203ZM64 217V218H62ZM71 217V218H70ZM79 217V218H78ZM81 217V218H80ZM105 217V218H104ZM113 217V218H112ZM132 217V218H131ZM175 217V218H174ZM189 220H188V218ZM195 219H194V218ZM206 217V218H205ZM214 219L211 220L210 219ZM62 218V219H61ZM68 218V219H66ZM78 218V219H77ZM85 218V219H84ZM103 218V219H102ZM111 218V219H110ZM122 218V219H120ZM160 218V219H158ZM165 218H169V222L167 221L168 219ZM181 218V220H180ZM203 218V220H202ZM207 218H209V220L207 221ZM219 218V219H218ZM226 218V219H225ZM31 219H33L31 217ZM76 219V220H75ZM80 219V220H79ZM109 219V220H106ZM120 219V220H119ZM174 219V220H172ZM186 219V220H185ZM206 219V221H205ZM223 219V221L221 220ZM40 220V221H39ZM78 220V221H77ZM104 223H100V221H103ZM135 220V221H134ZM163 220V221H162ZM177 220V221H176ZM185 220V221H184ZM198 220V221H196ZM202 220V221H201ZM219 222H218V221ZM227 220V221H226ZM74 221V222H73ZM81 223H80V222ZM109 221V222H107ZM141 221L143 223H141ZM160 221V222H159ZM176 222L178 223L179 227H184V231L188 234L186 235H190L188 238L190 239L191 243L195 242L196 244L199 245L200 247V255H197L196 251H192L191 253H188L187 249L184 253H182L181 251H173L171 248L173 247V236L171 233V228H172V222ZM184 221V222H183ZM201 221V222H200ZM221 221V222H220ZM50 222V223H49ZM72 222V223H71ZM85 222V223H84ZM96 222V223H95ZM164 222V224H163ZM183 222V223H182ZM186 222V223H185ZM191 224H190V223ZM194 222V223H193ZM198 222V224H197ZM200 222V223H199ZM212 222V223H211ZM217 222V223H216ZM94 223V224H93ZM188 225L185 226V224ZM226 223V224H227ZM48 224V225H47ZM82 224V225H81ZM163 224V225H162ZM167 224V228L166 227ZM183 226H182V225ZM197 224V226H196ZM200 224V225H199ZM220 224V225H219ZM54 227H53V226ZM84 225V226H83ZM158 225V226H157ZM163 227H162V226ZM219 225V226H218ZM46 226V227H44ZM190 226H193L192 229L190 228ZM195 226V227H194ZM104 227V228H103ZM30 228H32V233L27 234L28 237L30 236H36V233L38 232L37 227L36 226H30ZM85 228V229H82ZM94 228V229H93ZM159 228V229H158ZM166 231H164L163 230ZM167 230H166V229ZM186 228V229H185ZM193 228H195V232L193 230ZM211 228V229H210ZM36 229V230H35ZM51 229L52 231H46ZM106 229V230H105ZM109 229V230H108ZM139 231H138V230ZM188 229V230H187ZM190 229V230H189ZM208 229V230H207ZM54 230V232H53ZM114 230V231H113ZM118 230V231H116ZM187 230V231H186ZM193 230V231H192ZM198 230V231H197ZM57 231L59 232V235H56L55 233H57ZM103 231V232H102ZM153 231V232H152ZM157 231V232H156ZM189 231V232H188ZM209 231V232H208ZM134 232V235H133ZM169 232V234H168ZM193 234V238L194 240H192V236L191 234ZM208 232V233H207ZM211 232V233H210ZM34 233V234H33ZM121 233V234H120ZM124 233V234H123ZM139 233V234H138ZM142 233V234H141ZM167 233V234H165ZM224 233V234H223ZM44 234V235H43ZM61 234H63L61 236ZM119 234V235H118ZM48 235V236H47ZM140 235V236H139ZM158 235V236H157ZM163 235L164 238H161ZM165 235L167 236V238L165 237ZM50 236V238H49ZM57 236V237H56ZM61 238H60V237ZM66 238H65V237ZM79 236V234H78ZM126 236V237H125ZM136 236V237H135ZM203 236V237H202ZM206 236V237H205ZM213 236V237H212ZM225 236V238H224ZM215 237V239H213ZM219 237V238H218ZM143 238V239H142ZM199 238V240H197ZM200 238H202L200 240ZM206 238V239H205ZM212 238V239H211ZM13 241L15 244L17 243V237L15 238V236H13ZM16 239V240H15ZM87 239V238H86ZM145 239V240H144ZM149 239V241H148ZM28 240V239H27ZM38 240V239H37ZM165 240V241H164ZM168 242H167V241ZM210 240V241H209ZM133 241V242H134ZM171 241V242H170ZM209 241V242H208ZM215 241V243H214ZM217 241V242H216ZM88 245H89V253H91L93 251L92 248H90V243L87 239ZM148 242V243H147ZM166 244H165V243ZM170 242V243H169ZM199 242V243H198ZM208 242V243H205ZM212 242V243H211ZM50 243V242H49ZM47 243V245L49 244ZM56 243V242H55ZM63 243V244H62ZM172 243V244H171ZM151 244H155L156 247H151ZM168 244V245H167ZM213 244V245H212ZM225 244V245H223ZM230 244V246H229ZM21 246H27V244H20ZM50 245V244H49ZM53 245V244H52ZM60 245V246H59ZM102 245L103 247L99 246L97 248V252L100 248L103 249H112L115 250V245ZM210 245V246H209ZM212 245V246H211ZM223 245V246H222ZM227 245V246H226ZM171 246V247H170ZM226 246V247H225ZM232 246V247H231ZM37 247V246H36ZM165 248V247H169V249L171 250H167V251H161V249ZM223 247V248H222ZM211 248V249H210ZM217 248V249H216ZM224 249H226L224 251ZM232 249H234L235 251H233ZM156 250L158 252H156ZM160 250V252H159ZM219 250V251H218ZM221 250L224 251L225 255L221 256L220 252ZM170 251V252H169ZM125 252V253H124ZM123 253H120L125 257H131L133 255V252H126L124 251ZM227 252V253H226ZM234 252V253H233ZM64 253V254H63ZM132 253V254H130ZM158 253V254H157ZM166 253V254H165ZM187 253V254H186ZM232 253V254H231ZM246 253V254H245ZM69 254V253H68ZM164 254V255H163ZM171 254V255H170ZM175 254V255H174ZM177 254V255H176ZM182 254V255H181ZM189 254V255H188ZM229 254V255H228ZM129 255V256H127ZM181 255V256H180ZM233 257H232V256ZM178 256V257H177ZM231 256V257H230ZM0 257L4 258V255H0ZM223 257V258H222ZM235 257V258H234ZM252 258L249 260V258ZM165 258V259H164ZM201 258V259H200ZM213 258H217V259H213ZM231 258V259H230ZM6 259V257H5ZM60 259V260H58ZM186 259V260H185ZM238 259V260H237ZM168 260V261H167ZM170 260V261H169ZM212 260V261H211ZM240 260V261H239ZM253 260V261H252ZM50 261V262H49ZM68 261V262H67ZM248 261V262H247ZM60 262V263H59ZM63 262V263H62ZM242 262V263H241ZM34 264H42L41 261L38 259Z\"/></svg>",
	"mask_w": 264,
	"mask_h": 264
},
{
	"label": "bare ground",
	"instance_id": "obj_2",
	"mask_svg": "<svg viewBox=\"0 0 264 264\" xmlns=\"http://www.w3.org/2000/svg\"><path fill=\"white\" fill-rule=\"evenodd\" d=\"M23 2H21V5L17 4L18 3V0H10V9L13 13V18L18 20L20 24H23L25 21H30V20H34L37 15L41 14L43 11H49L51 13H53V15L55 16V18L57 19V24L56 26L54 27H51V28H41V27H37V28H34L33 30L31 31H28L26 29H21L20 27H18L16 24H13L10 26V29L8 30V32H4L2 30V28H0V37H3V41L0 42V56L1 58H10L12 55H16V54H24V55H27L29 53H33L31 51H27V52H22V48H21V51H7V50H4V48H8V47H12L14 50H17L16 47H22L24 46L23 44L25 42H38V43H41V44H44V47L45 50L48 49V45L49 44H55V45H71V44H83V43H88L89 41L95 39V38H105V39H115L119 42H122V43H125L126 45H130V47L132 48H129V49H126L123 48L124 50L126 51H129V52H141V53H145V55H147L146 53H150L151 55L155 54L157 56H159V59L162 60V61H167L171 64H176V65H185V64H188V65H197L198 67L199 66H202V67H209V66H214L216 69L212 71L211 76L209 74H201V73H192V72H188L187 70H184V69H176V71L178 70V72H173L172 75L176 76V75H179L180 79H183L184 81H188V83H192V84H195V85H199V84H207L210 86V84H216L217 81H221V80H224V81H228V82H231V83H236L235 84V87L231 88V89H217V88H211L208 87V88H197V89H193V91L191 92H183V90H181L182 88H179L175 85H171L170 83H163V82H160L158 85V89H164V92L165 90L167 92H169V90H179L180 92H183V93H189L191 94V96L193 97V99L190 101V104H187V103H182L181 106H184V107H194V105H198V108L199 109H202L203 111H205L204 115H201L202 117H204V119H206V121L208 120L207 118L209 117V115L211 114L212 112V108H213V104H214V99L212 97L211 94L213 93H229L234 99L233 100H229L226 102V104H230L232 105V111H233V115L235 113V111L239 110L242 115H243V118L245 120V122L247 121H251L253 126L254 127H257L259 128L260 124H261V120L264 119V106H262V102H261V98L259 96V92L258 90L256 91V93H249L247 91L248 87L250 85H259L261 84L262 81H264V70H262L264 68V34L260 33L258 30H255L254 28V24H249L244 26L246 30L249 29L248 31V35H250L249 37H251V39L253 41H255V49H259L257 50L258 53H259V56L257 57L258 59L256 60V67L257 68H260V74L259 72L257 73L258 75H256L254 78L251 77V75H254L253 72L250 74L247 72V70L249 69V63L250 62H254L253 60V57H252V53H249V48L247 49V51H249L248 53H245V56L244 58H247L246 61H240L238 55L243 53L244 52V47L243 48H239L238 45H239V41L243 39L242 42H244V38L245 36H248V35H244L241 34L238 35V37H236L238 33H241V31H239V28L237 31H239L238 33L234 34L236 36H234L233 34L231 36H218L216 35L215 33H210L211 30H214L216 28V25H222V18L225 17V16H229L231 17L232 19H240V20H250V19H253V17L251 16H248V15H243V14H238V15H233V14H227V15H221L220 17L216 18V19H210V21L200 27H197L195 24H193V18L198 15V14H201L205 11L204 9V5L207 3L205 2L204 4L202 5H197V7L195 8L194 6H191V5H185V4H180V7L179 8H174L172 7L171 8V5L170 7H165L164 9L162 10H158L157 7L158 6H155L154 8H151V9H147V12H143L141 13V11L139 12L138 15L136 14H133V13H129V14H126L125 11L124 13H120L118 12L117 10H115V8H112L111 4H105V5H101V6H97L95 5L92 1H86V0H74V1H71L73 4L75 3H81L82 6L80 8H75V7H72V8H60V9H54V8H41V4H47L48 3V0H22ZM128 1V0H127ZM135 0H133L134 2ZM155 1V0H154ZM110 2V1H109ZM129 2V1H128ZM140 1H138L139 3ZM162 2V0H161ZM183 2V1H182ZM123 3H125L123 1ZM129 3H132V2H129ZM137 3V2H136ZM137 3V4H138ZM149 3V2H148ZM153 3V2H152ZM151 3V4H152ZM166 3V2H165ZM117 4V3H116ZM115 4V5H116ZM155 4V3H153ZM89 5H94L93 7H89ZM136 5V4H135ZM147 4H145L146 6ZM150 5V4H149ZM163 5V4H162ZM133 8V5H131ZM151 6V5H150ZM154 6V5H153ZM114 7V6H113ZM120 7V6H119ZM136 7H138L136 5ZM152 7V6H151ZM130 8V9H131ZM147 8V7H145ZM160 8V7H159ZM118 9V8H117ZM135 9V8H134ZM119 10V9H118ZM137 10V9H136ZM151 10V12H153V15L149 14V11ZM121 11V10H120ZM131 11V10H130ZM163 14V19L160 18V14ZM180 13H183V16L184 18L183 19H180V20H173V19H170L169 17H171L173 14H180ZM132 16V17H131ZM210 23V25H209ZM238 26V25H237ZM240 27V26H239ZM243 26H241L242 28ZM226 25L223 26V30L226 31ZM243 29V28H242ZM253 30L252 33L250 32V30ZM244 31V30H242ZM244 32H247V31H244ZM248 38V37H247ZM250 40V39H249ZM247 41V40H246ZM233 44V45H231ZM247 44V43H246ZM31 45V44H30ZM254 45V44H253ZM32 46V45H31ZM48 46V47H47ZM111 46V45H110ZM116 46V45H115ZM35 47V46H34ZM37 48H39V46H36ZM113 48H115L114 46H112ZM122 46L119 47V49H122L121 48ZM144 48L146 51H141L142 48ZM233 47V48H232ZM24 48V47H23ZM30 48V46H29ZM26 49V48H24ZM40 49V48H39ZM43 49V48H42ZM41 49V50H42ZM51 49V48H50ZM118 49V48H116ZM246 49V48H245ZM28 50V49H26ZM44 50V49H43ZM123 50V52H124ZM152 51V52H151ZM254 51V50H253ZM82 52V51H81ZM246 52V51H245ZM60 53V52H59ZM153 53V54H152ZM256 53V52H255ZM30 55V54H29ZM119 55L122 56V58L125 56L124 54H122L121 52L119 53ZM131 55V54H130ZM30 57V56H28ZM132 57V56H130ZM104 58V57H103ZM134 58V57H133ZM121 59V58H120ZM128 59V58H127ZM158 59V60H159ZM159 60V61H160ZM31 61V60H30ZM37 61V60H36ZM147 61V60H146ZM152 61V60H151ZM237 62V61H240L238 62L239 63V66L238 67H233V63ZM16 62V61H15ZM73 62V61H71ZM119 62V61H118ZM65 63V62H64ZM87 64H90L91 62H86ZM85 63V64H86ZM168 63V64H169ZM23 64V63H22ZM27 64V63H26ZM69 64V63H68ZM81 64V63H80ZM151 64V63H150ZM232 64V65H231ZM24 65V64H23ZM32 65V64H31ZM78 64L76 62H74V66H68V65H61V66H58L57 68L56 67H50V68H47V67H34L32 68L31 70V73L28 72V70L25 68V67H16V73L15 74H7V79L10 80L11 82V79H16L18 77H23L24 78H29L30 80L33 79V77H38L40 78L41 75H44V76H47V75H50V76H54V74H56L57 76L60 75V73L62 71L64 72H68L69 69H72V67H76ZM156 65V64H155ZM175 65V66H176ZM232 67H231V66ZM52 66V65H51ZM54 66V64H53ZM56 66V65H55ZM148 66V65H147ZM152 66V65H151ZM169 66V65H168ZM171 66V65H170ZM165 67V66H164ZM143 68V67H142ZM154 68V67H152ZM173 68V66H172ZM177 68V67H176ZM175 69V68H174ZM201 69V68H200ZM206 69V68H205ZM225 69H227L228 71H230L232 73L231 76L228 75V73L226 71H224ZM6 70V69H5ZM9 70V68H8ZM118 70V69H117ZM149 70V69H148ZM163 70V69H162ZM199 70V69H198ZM95 71V70H94ZM129 71V70H128ZM134 71V70H133ZM142 71V70H141ZM152 71V70H150ZM149 71V72H150ZM202 71H205V70H202ZM6 72V71H5ZM4 72V73H5ZM117 73L116 70L114 69H107V68H100V69H97L96 70V73H98V75H103L101 76L102 78H105L107 77L108 73ZM125 72V71H123ZM201 72V71H199ZM210 72V71H208ZM120 73V72H119ZM118 73V74H119ZM127 73V72H126ZM155 73V72H154ZM157 73V72H156ZM93 74V73H92ZM95 74V73H94ZM121 74V73H120ZM142 74V73H141ZM161 74V72H160ZM97 75V74H95ZM94 75V76H95ZM114 75V74H112ZM124 75V74H123ZM128 76L130 74H127ZM138 76V74H136ZM140 75V74H139ZM260 75V77H259ZM5 76V75H4ZM56 76V77H57ZM91 76V75H89ZM105 76V77H104ZM110 76V75H109ZM161 76V75H160ZM258 76V77H257ZM5 77V78H6ZM93 76H91L89 79L88 76H83V77H79V78H76L74 80H70V79H62L61 77H58L56 79V84L55 85H41L40 83H33L32 81V84L30 85L33 89L34 88V92L35 91H38V89H48L50 92H51V95H49L48 97H56L57 98V95H56V89H60V90H64V91H67L70 92V93H74L75 91L78 92L79 94H84V93H81L84 89V87H80V85H84V83H89L90 85H93L95 84V80L94 78H92ZM117 77V76H116ZM118 77L120 78L121 75H118ZM142 77V76H140ZM156 77V76H155ZM171 77V76H170ZM208 78L210 79V81L208 82H199V81H196L198 80V78ZM11 78V79H10ZM51 78H54V77H51ZM50 78V80H51ZM97 78V77H96ZM99 78V77H98ZM101 78V79H102ZM110 78V77H109ZM113 78V76H112ZM119 78H117L119 80ZM132 78V77H131ZM135 78V76H134ZM143 78V77H142ZM153 78V77H152ZM157 78V77H156ZM175 78V77H174ZM22 79V80H23ZM108 78L106 79H102L100 82L103 83L104 81H106ZM138 79V78H137ZM149 79V78H148ZM151 79V77H150ZM25 80V79H24ZM27 80V79H26ZM49 80V79H48ZM135 80V79H134ZM146 80V78H144V81ZM153 80V79H152ZM175 80V79H174ZM200 80V79H199ZM94 81V82H93ZM127 81V80H125ZM137 81V80H136ZM139 81V79H138ZM144 81H140V82H144ZM149 81V80H148ZM155 81V80H154ZM161 81V80H160ZM29 82V81H28ZM37 82V81H36ZM44 82V81H43ZM46 82V81H45ZM48 82V81H47ZM51 82V81H50ZM53 82H54V79H53ZM98 82V81H97ZM147 82V81H146ZM159 82V80H158ZM120 83V82H119ZM29 84V83H28ZM44 84H47V83H44ZM54 84V83H53ZM110 84V83H109ZM108 84V85H109ZM149 85V83H147ZM10 84L8 83H5L4 85L0 86V96L2 95H6L7 92H9V86ZM22 85H25L22 84ZM104 85V84H103ZM145 85V84H144ZM152 85V83H151ZM187 85V84H186ZM94 86V85H93ZM100 86V85H99ZM114 86V85H113ZM118 86V85H117ZM89 87V86H88ZM106 87V86H105ZM119 87V86H118ZM126 87V86H125ZM148 87V86H147ZM102 88V86H101ZM150 88V87H149ZM85 89H86V86H85ZM92 89V88H91ZM100 89V88H99ZM108 89V87H107ZM110 89V88H109ZM115 89V87H114ZM153 89V87H152ZM11 90V89H10ZM89 90V88H88ZM103 90V89H102ZM119 90V89H118ZM157 90V91H159ZM25 91V89L23 88H19L18 89V92H19V95L21 93H23ZM29 91V90H28ZM27 91V92H28ZM125 91V90H124ZM156 91V89H155ZM162 91V90H161ZM190 91V90H189ZM32 92V91H31ZM39 93H41L40 91H38ZM59 92V90H58ZM84 92V91H83ZM111 92V91H109ZM113 92V91H112ZM151 92H154L151 90ZM166 92V93H167ZM88 93V92H87ZM86 93V94H87ZM105 93V92H104ZM103 93V94H104ZM122 93V92H121ZM30 94V93H29ZM61 94V93H60ZM85 94V95H86ZM89 94V93H88ZM93 94V93H92ZM91 94V95H92ZM97 94L99 95V91L97 92ZM148 94V93H147ZM147 94H145L147 96ZM33 95V94H32ZM42 95V94H41ZM66 95V94H65ZM73 95V94H72ZM75 95V93H74ZM97 95V97H98ZM100 95H101V92H100ZM99 95V96H100ZM157 95V94H156ZM12 96V95H11ZM61 96V95H60ZM59 96V97H60ZM96 96V95H94ZM107 96V99L108 100H114V98H112L111 96H108L105 94V97ZM145 96V97H146ZM160 96V95H158ZM22 97V96H21ZM42 97V96H41ZM68 97V96H67ZM70 97V96H69ZM91 97V96H90ZM152 96H150L151 98ZM182 97V96H181ZM65 98V97H64ZM72 98V97H71ZM94 98V97H93ZM100 98V97H99ZM102 98V96H101ZM149 98V97H148ZM147 98V99H148ZM162 98V97H161ZM164 98V97H163ZM185 98V97H183ZM19 99V98H18ZM23 99V98H22ZM45 99V98H44ZM66 99V98H65ZM64 99V100H65ZM89 99V98H88ZM104 99V97H103ZM105 99V100H107ZM120 99V98H119ZM152 99V98H151ZM4 100V99H3ZM16 100V99H15ZM24 100V99H23ZM41 100V99H40ZM38 100V101H40ZM71 100V99H69ZM87 100V99H86ZM91 100V99H90ZM121 100V99H120ZM149 100V99H148ZM153 100V99H152ZM173 100V99H172ZM179 100V99H178ZM18 101V100H16ZM24 101H27V100H24ZM29 101V100H28ZM32 101V100H30ZM43 101V100H42ZM41 101V102H42ZM58 101V100H57ZM60 101V100H59ZM62 101V100H61ZM94 101V100H92ZM99 101H102V100H99ZM176 101V100H175ZM10 102V101H9ZM51 102V101H50ZM67 102V101H66ZM70 102H73V101H70ZM98 102V101H97ZM155 102V101H154ZM173 102V101H171ZM3 104V102L0 100V104ZM6 103V102H5ZM11 103V102H10ZM13 103V102H12ZM26 103V102H25ZM62 103V102H61ZM100 103V102H98ZM163 103V102H161ZM174 103V102H173ZM177 104H179L180 102H176ZM198 103V104H197ZM222 104H224L225 102H221ZM14 104V103H13ZM28 104V103H27ZM49 104V103H48ZM53 104V103H52ZM95 104V103H94ZM9 105V104H8ZM32 105V104H30ZM35 105V104H34ZM41 105V104H40ZM61 105V104H59ZM73 105V104H72ZM174 105V104H172ZM227 105V106H228ZM70 106V105H69ZM74 106V105H73ZM136 106V105H135ZM175 106V105H174ZM226 106V107H227ZM61 107V106H60ZM97 107V106H96ZM95 107V108H96ZM99 107V106H98ZM107 107V106H106ZM109 107V106H108ZM116 107V106H115ZM146 107V106H145ZM160 107V106H159ZM171 107V106H170ZM169 107V108H170ZM187 107V108H188ZM225 107V108H226ZM229 107V106H228ZM9 108L8 106H6L5 110ZM13 108V107H12ZM31 108V106H30ZM37 108V107H35ZM40 108V107H39ZM49 108H51L49 106ZM100 108V107H99ZM117 108V107H116ZM138 107L136 106V109ZM153 108V107H152ZM176 108V107H175ZM174 108V109H175ZM181 108V107H180ZM3 109V108H2ZM28 109V108H27ZM55 109V108H54ZM71 109V108H70ZM84 109V108H83ZM102 109V108H100ZM105 109V108H104ZM102 109V110H104ZM133 108V110H136ZM154 109V108H153ZM161 110V108H159ZM163 110L165 109L162 108ZM171 109V108H170ZM230 109V108H229ZM4 110V111H5ZM15 110V108H14ZM43 110V108H42ZM51 110V109H50ZM88 110V109H87ZM90 110V109H89ZM180 110V109H179ZM178 110V112H179ZM64 111V110H63ZM68 111V109H67ZM73 111V110H72ZM96 111V110H95ZM111 111V110H109ZM108 111V113H109ZM113 111V110H112ZM111 111V112H112ZM132 111V110H131ZM141 111V110H140ZM153 111V110H152ZM151 111V112H152ZM192 111V109H191ZM228 111V110H227ZM6 112V111H5ZM8 112V111H7ZM6 112V113H7ZM18 112V111H16ZM51 112V111H50ZM53 112V111H52ZM59 112V111H58ZM61 112V111H60ZM69 112V111H68ZM93 112V111H92ZM106 112V110H105ZM157 112V111H156ZM185 112V111H184ZM197 112V111H195ZM2 111L0 110V120H2V117L5 116ZM19 113V112H18ZM28 113V112H27ZM46 113V112H44ZM64 113V112H62ZM79 114V112H77ZM99 113V111H98ZM114 113V112H113ZM124 113V112H123ZM133 113V112H132ZM142 113V111H141ZM141 113H139L141 115ZM158 113V112H157ZM168 113V112H167ZM181 113V111H180ZM183 113V112H182ZM192 113V112H190ZM8 114V113H7ZM34 114V111L32 112L31 116ZM40 114V113H39ZM47 114V113H46ZM84 114V113H83ZM94 114V113H93ZM128 114V112H127ZM138 114V112H137ZM153 114V112H152ZM159 114V113H158ZM164 114V113H163ZM169 114V113H168ZM167 114V115H168ZM174 114V113H173ZM201 113H196V116L200 115ZM227 114V113H226ZM226 114H224L225 116H227ZM15 115V114H14ZM20 115V114H19ZM51 115V114H50ZM49 115V116H50ZM58 115V114H56ZM73 115H74V112H73ZM103 115V114H102ZM110 115V114H109ZM113 115V114H111ZM139 115V116H140ZM145 115V114H144ZM142 115V117L144 116ZM148 115V114H147ZM166 116V114H164ZM172 115V113H171ZM186 115V114H185ZM12 116V115H11ZM18 116V115H17ZM16 116V117H17ZM26 116V114H25ZM62 116V115H61ZM64 116V115H63ZM78 116V115H77ZM82 116V114H81ZM89 116V115H88ZM97 116V115H96ZM99 116V114H98ZM101 116V115H100ZM105 116V115H104ZM132 116V115H131ZM138 116V117H139ZM160 116V115H159ZM175 116V115H174ZM16 117H14L16 119ZM48 117V116H47ZM56 117V116H55ZM67 117V116H66ZM76 117V116H75ZM113 117V116H112ZM130 117V116H129ZM133 117V116H132ZM168 117V116H166ZM171 117V116H170ZM64 118V117H63ZM85 118V117H84ZM87 118V117H86ZM89 118V117H88ZM87 118V119H88ZM101 118V117H100ZM134 118V117H133ZM140 118V117H139ZM150 118V117H149ZM175 118V117H174ZM190 118H193V116H190ZM197 118V117H196ZM224 118V117H223ZM18 119V118H17ZM27 119V118H26ZM35 119V118H34ZM61 119V118H60ZM73 119V118H71ZM78 119V117H77ZM81 119V118H80ZM90 119V118H89ZM96 119V118H95ZM132 119V118H130ZM130 119H128L130 121ZM143 119V118H141ZM195 119V118H194ZM6 120V119H5ZM47 120V119H45ZM108 120V119H107ZM114 120V119H113ZM117 120V118H116ZM115 120V121H116ZM145 120V119H144ZM148 120V119H147ZM151 120V119H149ZM154 120V119H153ZM151 120V121H153ZM173 120V119H172ZM182 120V119H181ZM199 120V119H198ZM202 120V119H201ZM16 121V120H15ZM18 121V120H17ZM16 121V122H17ZM21 121V120H20ZM19 121V122H20ZM48 121V120H47ZM62 121V120H61ZM70 121V120H69ZM81 121V120H80ZM94 121V120H92ZM91 121V122H92ZM96 121V120H95ZM119 121V120H118ZM160 121V120H159ZM158 121V122H159ZM162 121V120H161ZM206 121H202V125L204 126L206 124V126L208 125L206 123ZM32 122V121H31ZM65 122V121H63ZM77 122V121H76ZM90 122V121H89ZM98 122V121H97ZM108 122V121H107ZM134 122V121H133ZM145 122V121H143ZM169 122V121H168ZM195 122V121H194ZM197 122V121H196ZM195 122V123H196ZM200 121H198L199 123ZM51 123V122H50ZM74 123V122H73ZM87 123V121H86ZM118 123V122H117ZM126 123V122H125ZM131 123V122H130ZM137 123V122H135ZM149 122L147 121V124ZM165 123V121H164ZM17 124V123H16ZM57 124L59 125L58 121H57ZM55 124V125H57ZM105 124V123H104ZM120 124V123H118ZM139 124V123H138ZM162 125V123H160ZM172 124V123H171ZM177 124V123H176ZM78 125V124H77ZM91 125V124H90ZM145 125V124H144ZM178 125V124H177ZM183 125H186V123H184ZM64 126V125H63ZM80 126V125H79ZM92 126V125H91ZM96 126V125H95ZM98 126V125H97ZM96 126V127H97ZM107 126V125H106ZM117 126V125H116ZM179 126V125H178ZM198 126V125H197ZM8 127V126H7ZM22 127V125L20 126ZM52 127V126H51ZM60 127V126H59ZM94 127V126H93ZM102 127V126H101ZM119 127V126H118ZM130 127V126H129ZM141 127V125H140ZM143 127V126H142ZM164 127H165V124H164ZM173 127V126H172ZM185 127V126H184ZM190 127V126H189ZM29 128V127H28ZM47 128V127H46ZM53 128V127H52ZM58 128V127H57ZM85 128V127H84ZM89 128V126H88ZM150 128V127H149ZM182 128V126H181ZM188 128V127H187ZM191 128H193L191 126ZM9 129L10 130H16V127L10 123L9 125ZM50 129V127H49ZM61 129V127L59 128ZM58 129V130H59ZM69 129V128H68ZM95 130V128H93ZM97 129V128H96ZM111 129V128H110ZM119 129V128H118ZM134 129V128H133ZM140 129V128H139ZM144 129V128H143ZM142 129V130H143ZM158 129V128H157ZM162 129V128H161ZM164 129V128H163ZM185 129V128H184ZM189 129V128H188ZM222 129V128H221ZM17 130H20V129H17ZM22 130H25L24 128ZM46 130V129H45ZM65 130V129H64ZM67 130V129H66ZM79 130V129H78ZM90 130V129H89ZM92 130V129H91ZM98 130V129H97ZM113 130V129H112ZM146 130V128H145ZM144 130V131H145ZM149 130V129H147ZM153 130V129H152ZM160 130V128H159ZM183 130V129H182ZM181 130V131H182ZM200 130V129H199ZM29 131V132H27ZM81 131V130H80ZM85 131V130H84ZM101 131V130H100ZM122 131V130H121ZM134 131V130H133ZM141 131V130H140ZM185 131V130H184ZM3 132V131H2ZM7 132V131H5ZM18 132V131H16ZM50 132V131H49ZM89 132V131H88ZM96 132V131H95ZM99 132V131H98ZM104 132V131H103ZM159 132V131H157ZM197 132V131H196ZM13 133V132H12ZM64 133V132H63ZM76 133V132H75ZM100 133V132H99ZM102 133V132H101ZM122 133V132H121ZM126 133V132H125ZM168 133V132H167ZM4 134V133H3ZM11 134V133H10ZM83 134V133H82ZM92 134V133H91ZM95 134V133H94ZM123 134V133H122ZM130 134V133H129ZM156 134V133H155ZM159 134V133H158ZM162 134V132L160 133ZM193 134V133H192ZM195 134V133H194ZM193 134V135H194ZM7 135V134H6ZM13 135V134H12ZM68 135V134H67ZM78 135V134H77ZM99 135V134H98ZM125 135V134H124ZM151 135V134H150ZM182 135V134H181ZM209 135V134H208ZM1 136V135H0ZM9 136V135H8ZM73 136V135H72ZM79 136V135H78ZM81 136V134H80ZM79 136V137H80ZM95 136V135H94ZM93 136V137H94ZM127 136V135H126ZM135 136V135H134ZM138 136V135H137ZM155 136V135H154ZM163 136V135H162ZM179 136V135H178ZM258 136V135H257ZM255 136L253 139H250V144L252 145L253 147V150L255 151H258L261 147H264V139L262 138L261 140ZM260 136V135H259ZM92 137V138H93ZM100 137V136H99ZM124 137V136H123ZM131 137V136H130ZM140 137V136H139ZM158 137V136H156ZM173 137V136H172ZM184 137V136H183ZM257 137V138H256ZM4 138V137H3ZM10 138V136H9ZM8 138V139H9ZM66 138V137H65ZM86 138V137H84ZM142 138V137H141ZM147 138V136H146ZM151 138V137H150ZM169 138V137H168ZM182 138V136L180 137ZM212 138V137H211ZM222 138V137H221ZM261 138V137H260ZM2 139V138H1ZM6 139V138H5ZM16 143L12 146L11 145H7L9 148L10 146L13 148V149H17L19 151V149L21 147H26V150H29L28 148L30 147V149L32 147H35L37 145H42V140L40 139V134H35L33 135L32 131H31V128H29L28 130H25V132H21L16 134ZM53 139V138H52ZM68 139V138H67ZM71 140V138H69ZM125 139V138H124ZM132 139V138H131ZM148 139H149V135H148ZM157 139V138H156ZM160 139V138H159ZM165 139V138H164ZM177 139V138H175ZM214 139V138H213ZM212 139V140H213ZM62 140V139H61ZM69 140V141H70ZM88 140V138H87ZM90 140V139H89ZM129 140V139H128ZM133 140V139H132ZM154 140V139H153ZM163 140V139H162ZM184 140V139H183ZM189 140V139H188ZM10 141V140H9ZM72 141H74V139H72ZM71 141V142H72ZM93 141V140H92ZM101 141V140H100ZM123 141V139H122ZM126 141V140H125ZM124 141V142H125ZM139 141V140H138ZM146 141V140H145ZM151 141V140H150ZM171 141V140H170ZM190 141V140H189ZM200 141V140H199ZM235 141V140H234ZM240 141V140H239ZM60 142V141H59ZM69 142V143H71ZM78 142V141H77ZM141 143H139V146L141 144H143L140 140ZM177 142V141H176ZM183 142V141H182ZM181 142V143H182ZM186 142V140H185ZM6 143V142H5ZM58 143V141H57ZM75 143V142H73ZM72 143V144H73ZM92 143V142H91ZM90 143V144H91ZM127 143V141H126ZM134 143V142H133ZM136 143V141H135ZM146 143V142H145ZM161 143V142H160ZM168 143V142H167ZM184 143V142H183ZM187 143V142H186ZM226 143V142H225ZM78 144V143H77ZM97 144V143H96ZM101 144V143H100ZM99 144V145H100ZM128 144V143H127ZM126 144V146H127ZM131 144V143H130ZM170 144V143H169ZM63 145V144H62ZM66 145V144H65ZM98 145V148L100 147ZM129 145V144H128ZM134 145V144H133ZM152 145V144H151ZM230 145V144H229ZM61 146V145H60ZM97 146V145H96ZM136 146V145H135ZM138 146V145H137ZM154 146V145H153ZM3 148V146H1ZM28 147V148H27ZM59 147V146H58ZM69 147V146H68ZM67 147V148H68ZM74 147V146H73ZM121 147V146H120ZM157 149H158V146L156 145ZM201 147V146H200ZM208 147V146H207ZM202 151L204 152L203 154H201L200 152V155L197 159L199 160H202L203 161V164L205 163L204 161V157L205 155L208 154L205 153L206 151H208L209 148H207ZM236 147V146H235ZM23 148V149H24ZM56 148V147H55ZM64 148V146L62 147ZM62 148L59 147L58 149V152L59 154L63 153L62 151ZM81 148V147H80ZM114 148V146H113ZM123 148H127V147H123ZM137 148V147H136ZM144 148V147H143ZM142 148V149H143ZM220 148V147H219ZM228 148V147H227ZM45 149V148H44ZM47 149V148H46ZM45 149V150H46ZM71 148H69L70 150ZM75 149V148H73ZM86 149V148H85ZM94 149V148H93ZM133 149V148H132ZM135 149V148H134ZM140 149V147H139ZM138 149V150H139ZM141 149V150H142ZM146 149V148H145ZM150 149V148H149ZM9 150V149H8ZM44 150V151H45ZM72 150V149H71ZM77 150V148H76ZM81 150V149H80ZM124 150V149H122ZM127 150V149H125ZM124 150V151H125ZM140 150V151H141ZM144 150V149H143ZM153 150V149H152ZM201 150V149H200ZM236 150V149H235ZM2 150H0L1 152ZM6 151H7V148H6ZM30 151V150H29ZM43 151V153H44ZM65 151V150H64ZM84 151V150H83ZM91 151V150H90ZM96 151V149H95ZM103 151V150H101ZM105 151V150H104ZM103 151V152H104ZM114 151V150H113ZM112 151V152H113ZM123 151V152H124ZM129 151H130V148H129ZM132 151V150H131ZM137 151V150H136ZM135 151V152H136ZM147 151V150H146ZM150 151V150H149ZM148 151V152H149ZM198 151V150H197ZM233 151V150H232ZM21 152V151H20ZM28 152V151H27ZM36 152V150H35ZM34 152V153H35ZM42 152V150H41ZM40 152V153H41ZM68 152V151H67ZM99 152V151H98ZM97 152V153H98ZM126 152V151H125ZM124 152V154H125ZM134 152V154H135ZM213 152V151H212ZM14 153V152H13ZM17 153V151L15 152ZM73 152H71L70 154H72ZM83 153V152H82ZM96 153V154H97ZM111 153V152H110ZM115 153V152H114ZM133 152H131V157L130 159L132 158V155ZM152 153V152H150ZM149 153V154H150ZM155 153V152H154ZM19 154V153H18ZM17 154V155H18ZM27 154V153H26ZM29 154V153H28ZM57 154V152H56ZM68 154V153H67ZM85 154V152L83 153ZM88 154V153H87ZM123 154V155H124ZM129 154V153H128ZM146 154V153H145ZM153 154V153H152ZM158 154V153H156ZM45 155V154H44ZM50 155V154H49ZM64 155V154H63ZM76 155V153H75ZM101 155V154H100ZM104 155V154H103ZM106 155V154H105ZM121 155V154H120ZM127 155V153L125 154ZM138 155V154H137ZM137 155H135L137 157ZM148 155V154H147ZM146 155V156H147ZM162 155V154H161ZM173 155V154H172ZM236 155V154H235ZM234 155V156H235ZM19 156V155H18ZM17 156V157H18ZM30 156V154H29ZM36 156V155H35ZM55 156V155H53ZM92 156V155H91ZM102 156V155H101ZM114 156V155H113ZM139 156V155H138ZM149 156V155H148ZM147 156V157H148ZM166 156H167V153H166ZM169 156V154H168ZM209 156V154H208ZM237 156V155H236ZM26 157V156H24ZM28 157V155H27ZM49 157V156H47ZM52 157V156H51ZM56 157V156H55ZM62 157V156H61ZM74 157V156H73ZM77 157V156H75ZM74 157V158H75ZM90 157V156H88ZM100 157V156H99ZM111 157V156H110ZM126 157V156H125ZM144 157V155H143ZM141 157V154H140V158H143ZM152 157V156H151ZM159 157V156H158ZM165 157V156H164ZM163 157V158H164ZM172 157V156H171ZM23 158V156H22ZM30 158V157H29ZM42 158V157H41ZM40 158V159H41ZM69 158V156H68ZM80 156L77 158L79 159ZM86 158V157H85ZM95 158H97L95 156ZM94 158V159H95ZM116 158V157H115ZM139 158V160H140ZM166 158V157H165ZM178 158V157H177ZM186 158V157H185ZM34 159V158H33ZM38 159V158H37ZM47 159V158H46ZM57 159V158H56ZM54 159V160H56ZM67 159V158H66ZM71 159V158H70ZM83 159V157L81 158ZM88 159V158H87ZM86 159V160H87ZM100 159V158H99ZM98 159V160H99ZM112 159V157H111ZM119 158H117V161H118ZM128 159V158H127ZM145 159V158H144ZM143 159V160H144ZM193 159V158H192ZM195 159V158H194ZM196 159V161H197ZM237 159V160H236ZM235 159V161H242L243 162V165L246 169V173L243 172V168L240 169L241 167L239 168H235V173L234 175L238 174L240 179L238 180V182L240 184H238L237 186H235V191H236V194H237V204L239 205H243L244 208L242 210H236L235 208H237L236 206L234 208H221L220 204L217 203L216 204V209L219 211V215H221V217H226L228 219V223L226 224H223L224 227L223 231H225V233L227 234V236L231 233L234 232V225L235 226H238L239 228L242 229V235H241V245L243 246V249L247 252L248 255L252 256V258H254V260L256 261H259L261 257H264V214H262V211H264V176H262L258 170V168L254 167L251 162H249L247 159H245L243 156L239 155L237 156V158ZM18 160V159H16ZM15 159H14V156H11L10 153L7 152L6 153H1L0 154V189H4L3 186H2V183H4V177L5 176H2L1 177V174L2 173H5L9 179L11 178H16V177H20V176H23V172L22 170H20V168L18 169V163ZM63 160H65L63 158ZM84 160V159H83ZM97 160V159H96ZM102 159H100L101 161ZM113 160V159H112ZM111 160V161H112ZM133 160V159H131ZM151 160V159H150ZM150 160H149V163H150ZM155 160V158H154ZM171 160V159H170ZM177 160V159H175ZM182 160H183V157H182ZM190 160V159H189ZM188 160V162H189ZM30 161V160H29ZM49 161V160H48ZM60 161V160H59ZM76 161V160H75ZM78 161V160H77ZM80 161V160H79ZM90 161V160H89ZM94 161V160H93ZM110 161V162H111ZM122 161V160H121ZM120 161V162H121ZM192 161V160H191ZM195 161V162H196ZM22 162V161H21ZM25 162V161H24ZM27 162V160H26ZM37 162V161H36ZM41 162V161H40ZM47 162V161H46ZM68 162V161H67ZM72 162V161H71ZM82 162V161H81ZM85 162V161H84ZM104 162V161H103ZM158 162V161H157ZM183 162V161H182ZM185 162V161H184ZM199 162V161H198ZM33 163V161H32ZM64 163V161H63ZM70 163V161H69ZM80 163V162H79ZM78 163V165H79ZM83 163V162H82ZM81 163V164H82ZM86 163V162H85ZM97 163V162H96ZM102 163V162H101ZM100 163V164H101ZM145 163V162H143ZM147 163V161H146ZM152 163V162H151ZM191 163V162H190ZM201 163V161L199 162ZM18 164V165H17ZM29 164V163H28ZM88 164V163H87ZM90 164V163H89ZM105 165V163H103ZM167 164V163H166ZM182 164V163H181ZM189 164V163H188ZM195 164V163H194ZM235 164L232 160L229 162V167L232 168L234 166H231ZM240 164V162H239ZM32 165V164H31ZM36 165V164H35ZM38 165V164H37ZM44 165V164H43ZM71 165V164H70ZM112 165V164H111ZM110 165V166H111ZM140 165H144V164H140ZM147 165V164H146ZM151 165V164H149ZM147 165V168L148 166ZM153 165V164H152ZM160 165V164H159ZM171 165V164H170ZM199 165V164H198ZM242 165V163H241ZM240 165V166H241ZM25 166V165H24ZM30 166V164H29ZM46 166V165H45ZM48 166V165H47ZM69 166V165H68ZM74 166V165H73ZM89 166V165H88ZM103 166V165H102ZM109 166V165H108ZM107 166V167H108ZM141 166V167H142ZM161 166V165H160ZM158 166V167H160ZM186 166V165H185ZM184 166V168H185ZM191 166V164H190ZM34 167V166H33ZM39 167V166H38ZM55 167V166H54ZM62 167V166H61ZM61 167H60V170H61ZM72 167V166H71ZM70 167V170H72ZM76 167V165H75ZM82 167V166H81ZM84 167V166H83ZM96 167V166H95ZM133 167V166H132ZM136 167V166H135ZM151 167V166H150ZM162 167V166H161ZM168 167V166H167ZM202 167V166H201ZM27 168V167H25ZM42 168V166H41ZM63 168V167H62ZM91 168V167H89ZM153 168V167H151ZM164 168V167H163ZM169 168V167H168ZM172 168V167H171ZM180 163H179V169H180ZM187 168V167H186ZM23 169V168H22ZM43 169V168H42ZM80 169V167H79ZM78 169V170H79ZM94 169V168H93ZM134 169V168H133ZM136 169V168H135ZM144 169V168H143ZM141 169V170H143ZM146 169V168H145ZM32 170V169H31ZM59 170V171H60ZM77 170V169H76ZM76 170H74L73 172H76ZM82 170V169H81ZM137 170V169H136ZM150 170V169H149ZM156 170V169H155ZM40 171V169H39ZM42 171V170H41ZM55 171V170H53ZM52 171V172H53ZM80 171V170H79ZM85 171V169L83 170ZM95 171V169H94ZM135 171V170H134ZM145 171V170H144ZM147 171V170H146ZM153 171V170H151ZM158 171V170H157ZM163 171V169H162ZM172 171V169H171ZM177 171V170H176ZM26 172V171H25ZM48 172V171H47ZM51 172V173H52ZM58 172V171H57ZM64 172V171H63ZM61 172V173H63ZM71 172V171H70ZM87 172V171H86ZM93 172V170H92ZM100 172V171H99ZM139 172V171H138ZM164 173L166 172L165 170L163 171ZM169 172V171H167ZM179 172V171H178ZM37 173V172H36ZM36 173H32V176H36L37 174ZM49 173V172H48ZM46 173V174H48ZM50 173V174H51ZM60 173V172H59ZM68 173V172H67ZM79 173V172H78ZM77 173V174H78ZM81 173V172H80ZM131 173V172H130ZM128 173V174H130ZM136 173V172H135ZM161 173V171H160ZM171 173V172H170ZM180 173V172H179ZM57 174V173H55ZM65 174V172H64ZM63 174V176H64ZM74 174V173H73ZM72 174V175H73ZM86 174V173H84ZM89 174V173H88ZM87 174V175H88ZM95 174V173H94ZM102 174V173H101ZM127 174V176H128ZM132 174V173H131ZM137 174V173H136ZM146 174V173H145ZM149 176H150V171H149ZM174 174V173H173ZM172 174V176H173ZM176 174V173H175ZM30 175V173H29ZM28 175V176H29ZM44 175V174H43ZM69 175V174H67ZM75 175V174H74ZM100 175V174H99ZM103 175V174H102ZM113 176V174H111ZM118 175V174H117ZM126 175V174H125ZM139 175V174H138ZM161 175V174H160ZM167 174H165L166 176ZM40 176V175H39ZM38 176V177H39ZM42 176V175H41ZM45 176V175H44ZM43 176V177H44ZM61 176V175H60ZM70 176V175H69ZM82 176V175H81ZM89 176V175H88ZM91 176V175H90ZM93 176V174H92ZM134 176V175H133ZM143 176V175H142ZM147 176V175H146ZM178 176V175H177ZM66 177V176H65ZM75 177V176H74ZM103 176H101V179H102ZM119 177V176H118ZM139 177V176H138ZM144 177V176H143ZM163 177V176H162ZM7 178V177H6ZM21 178V177H20ZM25 178V177H24ZM23 178V179H24ZM30 178V177H29ZM34 178V177H33ZM36 178V177H35ZM67 178V177H66ZM65 178V179H66ZM73 178V177H72ZM77 178V177H76ZM84 178H85V175H84ZM83 178V179H84ZM87 178V177H86ZM97 178V176H96ZM100 178V176H99ZM121 178V177H120ZM133 178V177H132ZM158 178V177H157ZM161 178V177H160ZM55 179V177H54ZM82 179V178H81ZM88 179V178H87ZM85 179V180H87ZM95 179V177H94ZM136 179V177H135ZM144 179V178H143ZM147 179V178H146ZM151 179V178H150ZM7 180V179H6ZM14 180V179H13ZM28 180V179H26ZM40 179L38 178V181ZM41 180H43L41 178ZM48 180V179H47ZM58 180V179H57ZM89 180V179H88ZM93 180V179H92ZM142 180V179H141ZM155 180V179H153ZM191 180V179H190ZM3 181V182H2ZM36 181V180H35ZM34 181V182H35ZM56 181V180H55ZM61 181V180H60ZM118 181V180H117ZM138 181L140 182V180L138 179ZM146 181V180H145ZM148 181V180H147ZM151 181V180H150ZM156 181V180H155ZM159 181H161L159 179ZM173 181V180H172ZM217 181V180H216ZM2 182V183H1ZM9 182V181H8ZM16 182V181H15ZM20 182H23V180H21ZM53 182V181H52ZM91 182V180H90ZM95 182V181H94ZM137 182V181H136ZM142 182V181H141ZM149 182V181H148ZM154 183V181H152ZM158 182V181H157ZM156 182V183H157ZM169 182V181H168ZM7 183V182H6ZM18 183V182H17ZM24 183V182H23ZM47 183V182H45ZM63 184V182H61ZM80 183V182H79ZM99 183V182H98ZM147 183V182H146ZM151 183V184H153ZM237 183V182H236ZM235 183V184H236ZM22 184V183H21ZM28 184V183H27ZM33 184V182H32ZM36 184V183H35ZM84 184V183H83ZM126 184V183H125ZM150 183H148V186H149ZM150 184V185H151ZM18 185V184H17ZM16 185V186H17ZM26 185V184H25ZM37 185V184H36ZM67 185V184H65ZM82 185V184H81ZM145 185V184H144ZM155 185V184H154ZM160 185V183H159ZM164 185V184H163ZM234 185V184H233ZM12 186V185H11ZM43 186L45 187L46 185L43 184ZM48 186V184H47ZM56 186V185H55ZM58 186V185H57ZM73 186V185H72ZM99 186V185H98ZM147 186V185H146ZM147 186V187H148ZM162 186V184H161ZM186 187V185H184ZM201 186V185H200ZM13 187V186H12ZM23 187V185H22ZM35 185L32 187L34 188ZM38 187V186H37ZM70 187V186H69ZM82 187V186H81ZM85 187V186H84ZM88 187V186H87ZM92 187V186H91ZM95 187V186H94ZM93 187V188H94ZM105 187V186H104ZM128 187V186H127ZM126 187V188H127ZM154 188V186H152ZM151 187V188H152ZM158 187V186H157ZM156 187V188H157ZM172 187V186H171ZM191 187V186H190ZM189 187V188H190ZM204 187V186H203ZM24 188V187H23ZM21 188V190H26V189H23ZM31 188V187H30ZM31 188V189H32ZM49 188H50V185H49ZM57 188V187H56ZM61 188V187H60ZM59 188V189H60ZM71 188V187H70ZM77 188V187H76ZM100 188V187H99ZM133 188V187H132ZM140 188V187H139ZM149 188V187H148ZM161 188V187H160ZM167 188V186H166ZM15 189V187H14ZM17 189V188H16ZM28 189V188H27ZM35 189H37L36 187L34 188L33 191H36ZM63 189V188H62ZM103 189V188H102ZM115 189V188H114ZM175 189V188H174ZM192 189V188H191ZM190 189V190H191ZM197 189V187H196ZM82 190V189H81ZM88 190V189H87ZM95 190V189H94ZM100 190V189H99ZM149 190V189H148ZM169 190V188L167 189ZM198 190V189H197ZM4 191V190H2ZM7 191V190H5ZM11 191H14L13 193L16 194V190H11ZM16 191V192H15ZM28 191H30L28 189ZM51 191V190H50ZM76 191V190H75ZM78 191V190H77ZM154 191V190H153ZM177 191V190H176ZM180 191V190H179ZM218 191V190H217ZM1 192V190H0ZM20 192V191H19ZM18 192V193H19ZM54 192V191H53ZM71 191L69 190V193ZM84 192V191H83ZM87 192V191H86ZM102 192V191H101ZM100 192V193H101ZM121 192V191H120ZM152 192V191H151ZM163 192V191H162ZM192 192V191H191ZM190 192V193H191ZM37 193V192H36ZM51 193V192H50ZM56 193V192H55ZM62 193V192H61ZM89 193V192H88ZM87 193V195H88ZM94 193V192H93ZM98 193V192H97ZM104 193V192H103ZM165 193V192H164ZM170 193V192H169ZM184 193V192H182ZM200 193V192H199ZM235 192H233L232 194H234ZM40 194V193H38ZM80 194V192H79ZM90 194V193H89ZM153 194V193H152ZM201 194V193H200ZM205 194V193H203ZM209 194H211L209 192ZM223 194V193H222ZM25 195V194H24ZM27 195V193H26ZM42 195V194H41ZM100 195V194H99ZM102 195V194H101ZM124 195V194H122ZM126 195V194H125ZM131 195V194H130ZM136 195V194H135ZM157 194H155L156 196ZM167 195V194H166ZM170 195V194H169ZM192 195V193H191ZM208 195V194H207ZM206 195V196H207ZM219 195V194H218ZM221 195V194H220ZM39 195H37L38 197ZM67 196V195H66ZM81 196L83 197V195L81 194ZM91 196V194H90ZM94 196V195H93ZM151 196V195H150ZM154 196V195H153ZM158 196V195H157ZM175 196V195H174ZM177 196V195H176ZM185 196V195H184ZM31 197V196H30ZM34 197V196H33ZM43 197V196H42ZM45 197V196H44ZM51 197V196H50ZM95 197V196H94ZM97 197V195H96ZM95 197V198H96ZM105 197V196H104ZM108 197V196H107ZM115 197V196H114ZM118 197V196H117ZM160 197V196H159ZM162 197V196H161ZM205 197V196H204ZM203 197V198H204ZM208 197V196H207ZM217 197V196H216ZM235 197V196H234ZM36 198V197H35ZM67 198V197H66ZM109 198V197H108ZM140 198V197H139ZM149 198V197H148ZM200 197H198L199 199ZM236 198V197H235ZM32 199V198H30ZM44 199V198H42ZM51 199V198H50ZM49 199V200H50ZM130 199V198H129ZM136 199V198H135ZM157 199V198H156ZM172 199V198H170ZM169 199V200H170ZM180 199V198H179ZM178 199V200H179ZM194 199V198H193ZM223 199V198H222ZM76 200V199H75ZM89 200V199H88ZM97 200V199H96ZM106 200V199H105ZM153 200V199H152ZM162 200V199H161ZM165 200V199H164ZM213 200V199H212ZM216 200V198H215ZM225 200V199H224ZM38 201V200H36ZM76 201H79V200H76ZM93 201V200H92ZM119 201V200H118ZM132 201V200H131ZM135 201V200H134ZM158 201V200H157ZM209 201V200H208ZM222 201V200H221ZM39 204L41 201H38ZM113 202V201H112ZM123 202V201H122ZM161 202V201H160ZM167 202V201H165ZM184 202V200H183ZM189 202V201H188ZM212 202V201H211ZM22 203H28V204H33V203H30L29 200H27L26 198H23V197H19V196H15V195H9V191H8V195H4V193H0V215H3V216H7L8 217V221L12 222V223H15V224H18L20 225L21 229L23 230L25 227H30V226H36L37 227V230L38 232L36 233V236H30L28 237L27 236V239H28V245L27 246H21L20 244H15L14 243V239L12 238V246L16 249V252H17V257L20 259V260H23L26 262V264H34L38 259L41 261L42 264H48L47 261H48V257L52 258L54 255L57 256V255H61L62 252H59V251H56L57 248L54 247L58 244H60L61 242H58L57 240H51L50 236V240L48 242H45L44 240H41V231L43 229L39 228V224L36 223L34 220L37 219V215H42L44 217H51L53 218V222L56 221V219L58 218H54V214L56 212H61L60 209L61 206H60V203L57 202V203H54L53 205H47L42 207L41 209H35V208H31L30 211L32 210H36V211H33V216H31L33 219H31L30 215L28 214V210H25V209H22L20 208V204ZM75 203V202H74ZM77 203V202H76ZM99 203V202H98ZM106 203V202H105ZM110 203V202H109ZM115 203V201H114ZM117 203V202H116ZM138 203V202H137ZM139 203L141 204V202L139 201ZM154 203V202H153ZM152 203V204H153ZM156 203V202H155ZM163 203V202H162ZM182 203V201H181ZM186 203V202H185ZM202 203V202H201ZM37 204V203H36ZM78 204V203H77ZM124 204V203H123ZM131 203H129V206ZM149 204V202H148ZM213 204V202L211 203V205ZM74 205V204H73ZM107 205L109 206V204L107 203L105 207H107ZM143 205V204H142ZM141 205V207H142ZM165 205V204H163ZM6 206V207H5ZM41 206V204H40ZM113 206V205H112ZM144 206V205H143ZM160 206V205H159ZM167 206L169 205H166V208ZM181 206V204H180ZM179 206V207H180ZM183 207H185L184 205H182ZM229 206V205H228ZM253 207L254 211H250L249 209H247L248 207ZM77 207V206H76ZM75 207V208H76ZM86 207V206H85ZM155 207V206H154ZM164 207V206H163ZM207 207V206H206ZM212 207V206H211ZM209 207V208H211ZM223 207V206H222ZM240 207V206H239ZM95 208V207H94ZM99 208V207H98ZM114 208V206H113ZM121 208V206L119 207ZM156 208V207H155ZM159 208V207H158ZM165 208V207H164ZM170 208V207H169ZM213 208V207H212ZM74 209V208H73ZM93 209V208H92ZM97 209V208H96ZM102 209V207H101ZM106 209V208H105ZM118 209V208H117ZM185 209V208H184ZM189 209V208H188ZM191 209V207H190ZM208 209V208H207ZM41 210H45L44 213L41 212ZM80 211V209H78ZM82 210V208H81ZM85 210V209H84ZM83 210V211H84ZM87 210V209H86ZM91 210V209H90ZM103 210V209H102ZM123 210V209H122ZM133 210V209H132ZM165 210V209H164ZM170 210V209H169ZM182 210V209H181ZM186 210V209H185ZM196 210V209H195ZM89 211V210H88ZM95 211V210H94ZM104 211V210H103ZM102 211V212H103ZM110 211V210H109ZM130 211V210H128ZM192 211H194L192 209ZM201 211V210H200ZM199 211V212H200ZM208 211V210H207ZM205 211V212H207ZM213 211V210H212ZM212 211L209 212L212 213ZM215 211V210H214ZM77 212V211H76ZM93 212V211H92ZM99 212V211H98ZM108 212V211H107ZM114 212V210H113ZM112 212V213H113ZM119 212V210H118ZM117 212V213H118ZM15 213H19L18 215H16ZM62 213V212H61ZM66 213V211H65ZM104 213V212H103ZM110 212H108L109 214ZM129 213V212H128ZM156 213V212H155ZM158 213V212H157ZM156 213V214H157ZM160 213V212H159ZM184 213V212H183ZM197 213V212H196ZM67 214V213H66ZM79 214V213H78ZM99 214V213H98ZM191 214V213H189ZM195 214V212H194ZM198 214V213H197ZM200 214V213H199ZM202 214L203 211H202ZM69 215V214H68ZM67 215V216H68ZM71 215V213H70ZM73 215V214H72ZM77 215V214H76ZM103 215V214H102ZM166 214H164L165 216ZM172 215V214H171ZM179 215V214H178ZM181 215V213H180ZM188 215V214H186ZM206 215V214H204ZM213 215H215L213 213ZM59 216V213L58 215ZM63 216H66V215H63ZM82 216V215H81ZM89 216V214H88ZM160 216V215H159ZM173 216V215H172ZM193 216V214H192ZM207 216V215H206ZM208 216H211L210 214ZM75 217V216H74ZM93 217V216H92ZM96 217V216H95ZM98 217V216H97ZM111 217V216H109ZM137 216H135L136 218ZM195 217V216H194ZM193 217V218H194ZM202 217V215H201ZM204 217V216H203ZM212 217V216H211ZM210 217V219H211ZM217 217V215H216ZM223 217V218H224ZM64 218V217H62ZM61 218V219H62ZM76 218V217H75ZM79 218V217H78ZM77 218V219H78ZM81 218V217H80ZM105 218V217H104ZM113 218V217H112ZM132 218V217H131ZM175 218V217H174ZM183 218H186L185 216ZM188 218V217H187ZM206 218V217H205ZM225 218V219H226ZM68 219V218H66ZM85 219V218H84ZM103 219V218H102ZM111 219V218H110ZM122 219V218H120ZM119 219V220H120ZM160 219V218H158ZM165 219H168L167 221L169 222V218H165ZM195 219V218H194ZM219 219V218H218ZM76 220V219H75ZM80 220V219H79ZM97 220V219H96ZM106 220H109V219H106ZM174 220V219H172ZM181 220V218H180ZM186 220V219H185ZM184 220V221H185ZM189 220V218H188ZM203 220V218H202ZM201 220V221H202ZM209 220V218H207V221ZM214 221V219H211ZM223 221V219H221ZM8 221L5 222V228H7V223ZM40 221V220H39ZM78 221V220H77ZM104 221V220H103ZM135 221V220H134ZM163 221V220H162ZM177 221V220H176ZM183 221V222H184ZM198 221V220H196ZM200 221V222H201ZM206 221V219H205ZM218 221V220H217ZM227 221V220H226ZM68 222V221H67ZM67 222L64 223L63 222H59L56 224H61L62 227L65 228V226L67 225L68 229L69 230H72L76 233V235L72 236V237H69V239H67L66 241H64V244L62 245L63 248H65L66 252H68L69 254H71V257L72 258H75L76 261H80L81 260V256H80V251H83L84 252V256H83V259L88 261L89 264H92V256L90 255L89 253V245H88V242H87V239L86 237L84 236H81L78 234L80 233H83L85 231H87L89 234H90V230L87 229V230H81L79 229L78 227L74 226V225H69ZM74 222V221H73ZM80 222V221H79ZM109 222V221H107ZM160 222V221H159ZM182 222V223H183ZM199 222V223H200ZM219 222V221H218ZM221 222V221H220ZM50 223V222H49ZM72 223V222H71ZM81 223V222H80ZM85 223V222H84ZM96 223V222H95ZM110 223V222H109ZM170 223V222H169ZM186 223V222H185ZM184 223V224H185ZM190 223V222H189ZM194 223V222H193ZM212 223V222H211ZM217 223V222H216ZM94 224V223H93ZM103 224V223H102ZM164 224V222H163ZM162 224V225H163ZM191 224V223H190ZM198 224V222H197ZM196 224V226H197ZM48 225V224H47ZM82 225V224H81ZM161 225V226H162ZM182 225V224H181ZM189 225V224H188ZM188 225L185 224V226L188 227ZM200 225V224H199ZM220 225V224H219ZM218 225V226H219ZM53 226V225H52ZM84 226V225H83ZM158 226V225H157ZM183 226V225H182ZM46 227V226H44ZM54 227V226H53ZM163 227V226H162ZM166 227H167V224H166ZM193 226H190V228L192 229ZM195 227V226H194ZM104 228V227H103ZM169 228V227H167ZM32 229V228H31ZM82 229H85V228H82ZM94 229V228H93ZM159 229V228H158ZM166 229V228H165ZM177 229H179V233L177 232ZM186 229V228H185ZM195 228H193L194 230ZM211 229V228H210ZM36 230V229H35ZM106 230V229H105ZM109 230V229H108ZM138 230V229H137ZM164 230V228H163ZM167 230V229H166ZM188 230V229H187ZM186 230V231H187ZM190 230V229H189ZM192 230V231H193ZM208 230V229H207ZM47 232L49 230H46ZM114 231V230H113ZM118 231V230H116ZM139 231V230H138ZM165 231V230H164ZM33 232V231H32ZM43 232V231H42ZM54 232V230H53ZM58 232V231H57ZM64 232V231H63ZM99 232V231H98ZM101 232V231H100ZM103 232V231H102ZM153 232V231H152ZM157 232V231H156ZM166 232V231H165ZM189 232V231H188ZM195 232V230H194ZM209 232V231H208ZM207 232V233H208ZM65 233V232H64ZM94 233V232H93ZM171 233H172V236H173V244L175 245H180L181 241L183 242V246L179 248V250H177L176 248H171L173 251L177 250V251H181L182 253H184L186 251V249L191 245V241H190V235H186L188 233H186L184 231V227H179L178 223L176 222H172V228H171ZM211 233V232H210ZM121 234V233H120ZM124 234V233H123ZM139 234V233H138ZM142 234V233H141ZM167 234V233H165ZM169 234V232H168ZM191 234V232H190ZM224 234V233H223ZM44 235V234H43ZM63 234H61L62 236ZM119 235V234H118ZM133 235H134V232H133ZM193 234H191L192 236ZM48 236V235H47ZM67 236V235H66ZM140 236V235H139ZM158 236V235H157ZM57 237V236H56ZM60 237V236H59ZM65 237V236H64ZM111 237V236H110ZM126 237V236H125ZM132 237V236H131ZM136 237V236H135ZM165 237L167 238V236L165 235ZM189 237V238H188ZM203 237V236H202ZM206 237V236H205ZM213 237V236H212ZM16 238V237H15ZM61 238V237H60ZM66 238V237H65ZM118 238V237H117ZM161 238H164L163 235ZM195 238V236H194ZM193 236H192V240H194ZM219 238V237H218ZM225 238V236H224ZM38 239V240H37ZM80 239H83L84 240V243L81 244L80 243ZM143 239V238H142ZM202 238H200L201 240ZM206 239V238H205ZM212 239V238H211ZM215 239V237L213 238ZM16 240V239H15ZM126 240V239H125ZM145 240V239H144ZM199 240V238L197 239ZM203 240V239H202ZM201 240V241H202ZM122 241V240H121ZM134 241V240H133ZM149 241V239H148ZM165 241V240H164ZM167 241V240H166ZM210 241V240H209ZM208 241V242H209ZM227 241V238L226 240ZM50 242V243H49ZM56 242V243H55ZM168 242V241H167ZM171 242V241H170ZM169 242V243H170ZM208 242H205V243H208ZM217 242V241H216ZM47 243H49L47 245ZM148 243V242H147ZM165 243V242H164ZM199 243V242H198ZM212 243V242H211ZM215 243V241H214ZM53 244V245H52ZM166 244V243H165ZM172 244V243H171ZM149 245V244H148ZM152 245V244H151ZM168 245V244H167ZM198 245V244H197ZM213 245V244H212ZM211 245V246H212ZM225 245V244H223ZM222 245V246H223ZM37 246V247H36ZM60 246V245H59ZM108 246V245H107ZM150 246V245H149ZM210 246V245H209ZM227 246V245H226ZM225 246V247H226ZM230 246V244H229ZM103 247V246H101ZM171 247V246H170ZM208 247V246H207ZM232 247V246H231ZM23 248H27V254L25 255L24 252H23ZM90 248H92L90 246ZM163 248V247H162ZM223 248V247H222ZM168 250L169 247L167 248ZM211 249V248H210ZM217 249V248H216ZM236 249V248H235ZM204 250V249H203ZM214 250V248H213ZM226 249H224L225 251ZM233 251H235L234 249H232ZM171 251V250H170ZM169 251V252H170ZM211 251V250H210ZM219 251V250H218ZM99 252H104L105 253V256L103 258L105 259H109V260H124V261H129V262H137L141 259H146L148 256H150L149 252H147L145 249H141L139 251V253H137L136 251H133V255L130 257L129 256L128 258L125 257V254L124 256L120 253H116L115 250L112 249H103V248H100L98 250L97 253ZM156 252H158L156 250ZM160 252V250H159ZM237 252V251H235ZM123 253V252H121ZM125 253V252H124ZM227 253V252H226ZM234 253V252H233ZM64 254V253H63ZM132 254V253H130ZM158 254V253H157ZM166 254V253H165ZM187 254V253H186ZM232 254V253H231ZM246 254V253H245ZM0 255H4L6 257V259L8 258V253H7V247L5 246L4 248V251L2 253H0ZM164 255V254H163ZM171 255V254H170ZM175 255V254H174ZM177 255V254H176ZM182 255V254H181ZM180 255V256H181ZM189 255V254H188ZM215 255L217 256L218 255V252L215 253ZM225 255V254H224ZM229 255V254H228ZM52 256V257H51ZM232 256V255H231ZM230 256V257H231ZM4 257V258H5ZM152 257L155 258V260L157 261V264H160V261H163V264H170V263H167L165 262V260H162L161 258L153 255ZM178 257V256H177ZM233 257V256H232ZM223 258V257H222ZM235 258V257H234ZM251 258V257H250ZM251 258V259H252ZM96 259L97 261H99L100 259H102V257H100L98 254L96 256ZM165 259V258H164ZM184 259V258H183ZM183 259L179 257V261L178 263L180 262V264H185V262H183ZM201 259V258H200ZM214 260L217 259V258H213ZM231 259V258H230ZM60 260V259H58ZM72 260V259H71ZM186 260V259H185ZM218 260V259H217ZM233 260V259H232ZM235 260V259H234ZM238 260V259H237ZM168 261V260H167ZM170 261V260H169ZM212 261V260H211ZM220 261H223V260H220ZM226 261V260H225ZM230 261V260H229ZM240 261V260H239ZM253 261V260H252ZM50 262V261H49ZM68 262V261H67ZM248 262V261H247ZM60 263V262H59ZM63 263V262H62ZM188 263V262H187ZM200 263V262H198ZM242 263V262H241ZM51 264V263H50ZM61 264V263H60ZM173 264V263H172ZM177 264V263H175ZM255 264V263H254ZM257 264V263H256Z\"/></svg>",
	"mask_w": 264,
	"mask_h": 264
},
{
	"label": "snow or ice",
	"instance_id": "obj_3",
	"mask_svg": "<svg viewBox=\"0 0 264 264\" xmlns=\"http://www.w3.org/2000/svg\"><path fill=\"white\" fill-rule=\"evenodd\" d=\"M82 6L81 3H75L73 4L71 0H48L47 4H41V8H54V9H60V8H80ZM94 5H89V7H93ZM168 5H165L167 7ZM174 8H179L180 5L174 4L171 5ZM205 11L201 14L196 15L193 18V24H195L197 27H200L210 21V19H216L220 17L221 15H227V14H243L253 17L254 19V28L255 30H258L260 33L264 34V0H207V3L204 5ZM160 18L163 19V14H160ZM170 19L173 20H180L183 19V13L180 14H173ZM16 24L21 29H26L28 31L33 30L34 28L41 27V28H51L56 26L57 19L53 15V13L49 11H43L41 14L37 15V17L34 20L25 21L23 24H20L18 20L13 18V13L10 9V0H0V28L4 32H8L10 29V26ZM238 29L235 25L232 27H228L225 32L221 33L222 36H231L234 34ZM3 41V37H0V42ZM237 67L239 65H236ZM264 66V65H262ZM177 67H184V65H177ZM167 71V70H166ZM229 76L232 75L230 71L225 69ZM110 83V82H109ZM258 90L259 96L261 98L262 106H264V81L261 82L259 85H250L247 89L249 93H256ZM38 91L41 92L42 95H51V92L48 89H38ZM161 95H165L164 93H161ZM168 98V102L170 103L173 97H185L186 100L191 101L193 97L189 93H183L179 90H169V92L166 94ZM214 99V104L212 108V112L209 115L208 119V130L211 131L212 128L215 127L214 121L217 119H220L221 123L224 125V131H225V138L228 134V129L231 126V135L239 134L240 141L236 142V148L239 151L240 155L243 156L245 159H247L251 164L258 168L260 174L264 176V147H261L258 151L253 150L252 145L250 144V139L252 134L257 133V129L253 126L252 122L249 120L245 122L242 113L237 110L235 111L234 115L229 112L228 113V119H223V115L225 112L226 102L229 100H233L234 98L229 93H213L211 94ZM225 102L222 104L221 102ZM171 106V105H170ZM165 113L169 111V109L164 110ZM7 120L0 121V130H3L5 126L7 125ZM30 123V122H29ZM46 127H50V124L45 121L44 123H40L37 125H34L31 131L36 132L39 134L40 132H43ZM162 132H175L176 129L174 127H169L168 129H162ZM197 132H200L199 136H192L190 137V142H187L183 145L180 144L179 141L173 143V144H167L165 142L163 145L158 146V149L160 151L165 152H172L176 156H185L187 158H192L194 156V153L199 149V144L196 143L200 139L201 136L204 135L201 130L196 129ZM258 134L261 137H264V119L261 120V124L258 129ZM0 135H3L2 131H0ZM11 140L15 141L16 136L10 137ZM205 143L210 145L213 149V154L211 158L209 156L205 155L204 161L205 166L208 169V172L210 174L215 175L217 180V187H219L224 193V198L226 199L227 204L230 208H234L235 204L233 199L231 198V185L238 181L240 179L239 175H233L229 170V162L232 159L231 156V149H228L226 145H224V138H220V142L223 145V148L221 150H216V146L211 143V141H208L206 136L204 137ZM181 148L186 149L187 151L181 152ZM107 191V190H106ZM209 192L213 195L215 198L216 196V188L215 187H209ZM51 195V200L48 199V196ZM66 193H61L57 195L56 193L52 192L49 193L46 190L45 198L42 201L43 204H54V203H61L65 208H72L73 204L66 199ZM142 203L144 205H147L148 201L143 200ZM6 207V206H5ZM39 204H28V203H22L20 204V208L25 210H30L31 208H39ZM18 215L19 213H15ZM262 214H264V211H262ZM121 216L125 219L129 218L131 216V213L128 212H121ZM71 218V217H70ZM98 219V217H95ZM197 219H199V216L197 215ZM8 221L7 216L0 215V253L4 251L5 246L7 247V253L8 258H2L0 257V264H26L25 261L20 260L17 257L16 249L12 246V238L13 236L17 237V243L20 244H27V234L32 233V229L30 227H25L23 230L21 229L20 225L12 223L8 221L7 228H5V222ZM100 223H104V221H100ZM141 223H143L141 221ZM234 232L229 234L227 239L232 243V245L237 250V255L243 256L244 253L240 251L241 245V235H242V229L238 226H233ZM49 231H52L49 229ZM125 231L128 234V239L126 240H119L116 237V234L113 233L111 237L106 233L101 232H95L93 234H89L87 231L80 233L79 235L84 236L88 239L93 251L90 253L92 256V264H157V261L154 257L148 256L146 259H141L137 262H129L124 260H109L103 258L105 256L104 252L97 253V248L99 246L108 244V245H115V251L116 253L121 252H133L136 251L139 253L141 249H145L146 251H150L151 248H149V245L142 242L140 239H135L133 242V238L131 237V232L134 231V229L126 227ZM179 229H177V232L179 233ZM198 231V230H197ZM64 232L69 237H72L76 235V233L72 230H69L67 225L64 228ZM34 234V233H33ZM56 235H59V232L55 233ZM80 243L83 244L84 240L80 239ZM183 246V242L181 241L180 245H173V248H176L179 250L180 247ZM151 247H156L155 244L151 245ZM167 247L162 248L161 251H167ZM196 251L197 255H200V247L195 242H192L191 245L188 247L187 251L188 253H191L192 251ZM59 251V250H56ZM23 252L26 255L27 254V248H23ZM81 260L80 261H71L70 254L65 253L66 256L69 257V260L71 261V264H89L88 261L83 259V256L85 255L83 251H80ZM97 254L102 257L99 261H97L96 256ZM221 256H223L225 253L223 250L220 252ZM215 255V250H209L207 245H204V255L203 259L200 262V264H206V262ZM251 258H249L250 260ZM160 264H163V261H160ZM188 264H197V261L195 258L190 257ZM215 264H237L236 260L231 261H220L216 260ZM259 264H264V257H261L259 260Z\"/></svg>",
	"mask_w": 264,
	"mask_h": 264
}]
</instances>
